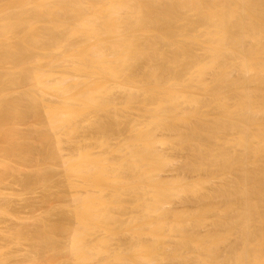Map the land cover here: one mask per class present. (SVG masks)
<instances>
[{
    "label": "bare ground",
    "instance_id": "6f19581e",
    "mask_svg": "<svg viewBox=\"0 0 264 264\" xmlns=\"http://www.w3.org/2000/svg\"><path fill=\"white\" fill-rule=\"evenodd\" d=\"M260 22H263V24H261ZM260 24H261L262 28L259 26ZM257 26H259V27H257ZM257 28H260L261 31H260V29H257ZM263 28H264V0H0V117L2 116L0 118V120L2 119V121L4 122L3 117L5 118V120H6V118L11 119V117H13V119H14V115H16L17 118H23V117L25 118V116L26 117L27 116H33V117H36V119L38 118L39 121H36V123L37 124L41 123L40 126L37 125L38 127H41V129H39L35 133L40 134L38 136L37 140L40 141L39 143L42 144V147H44L45 150H48L45 153V154H47V152H48V154L44 158L47 159L49 156L50 157L49 159H51L50 161L54 160L55 162L51 163L52 168H54L55 171H58L59 169L55 168V166L58 165V167L61 168L60 170H62L63 175H65V176L62 175V177H64L65 180L62 177L61 178L63 179L62 181H64V183L65 182L66 183L63 184V182H61V184L64 186L66 185L65 188L67 187L66 189L68 190V193H69V195H67V197L71 203L70 204L71 208H70L69 204L67 203V205H68L67 208L69 207L70 210L68 209V212L66 211V213L67 214L69 213L71 215L72 219L75 220V224H72V226L70 225L71 227L69 226L70 228L68 227L69 229L67 230L65 228L69 224L66 227L64 224H66L69 221H67L65 223L66 218L65 219L60 218L59 221L57 219V221H58L57 225L55 224L56 221L54 223L56 225V226H54V230H53L54 234H51L50 236L54 235L55 238H54V236L52 238H54L55 241L58 242L57 244H59V242L61 240V236L59 237V235L63 234V232H65L69 235V237H67L68 241L65 239L67 242L64 240H63L64 242L62 241L63 243L66 242L64 245L61 242V245H63L61 249L64 251L65 255L69 254L68 256L71 259V261L68 260L70 262L66 263V261H65L66 264H111V262H113L114 260H117L118 263H119V261H121V263H119V264H152L153 260L156 262V263L153 262V264H164L166 262L165 258H166V260H167V258H169V257H167V254L168 255L170 254V258H169L170 260L169 259L168 260L170 262H172L171 260H172L173 254L175 255V253H173V252L178 251V249L176 248L177 249L176 251L175 250L172 251L173 254L170 253L171 250L169 249L168 244L164 245V243L166 242L165 240L170 236H168L167 238L164 236L167 234L165 232L167 229L169 232L170 229H174L176 227L178 228V229L177 228L174 229L176 231L179 229H181L180 232L185 231L182 233H184V236H186V237H184L182 235L184 238H182V236L181 237L179 236V238L184 239L185 243L186 242L187 243L184 244L183 240L181 241L178 239L179 241H181L183 243V244H181L182 249H183V247L186 249V247L183 245H188L187 248L189 247V251H188V254L186 253V255H188V258L190 257L189 254H191V256L196 255L198 260L195 259L196 258L195 256H194L195 258H193V259L197 260L198 264H199V262H200V264H211V263L213 264L215 261L213 258H216L217 260L219 259L218 263L215 262L217 264H224L223 262L225 260H226L225 261V264H226V262L229 261L228 258H230V261L232 262L231 263L229 261L230 264H264V255H263L264 254V252H263L264 251V249H263L264 244H261V243H264V239H263L264 238V219H263L264 218V187L261 186L262 184H264V172H262L264 169H262V171H259V170H261V168L259 167V164H261V162H262V167H263L264 161L262 159L260 160V157H259L260 155L258 154L262 150H264V144H262V145L260 144L261 142L262 143L264 142V141H262L264 139L259 137V141H260V138L262 140L260 143H258V141H257L258 139L256 138L257 144H255V141H253V139L255 140V138H250L251 134L249 135V133L252 132L251 128L255 129V130H253L255 132L257 129H259L261 131V127L262 128L264 127V124H263L264 121L262 122V124H263L262 125L259 122V120H257L259 118H263L262 116L261 117H259V116L261 115L260 114L261 112H262V114L264 112L263 110L262 111L259 110L261 108L262 109L264 108V106L262 107V105L264 104V100H261L262 98H264V93H262V92H264L263 91L264 86L260 85L262 83L264 84V30L262 31ZM245 77H247V79H246L247 81H245ZM247 82H250V83L253 82L255 84H258V86H262L263 87L262 92H261V90H259V88L262 89V87H257V86L252 87L253 84H251L252 86H250V83H249V85H247ZM213 84L216 86V88L214 87L216 90V91L214 90L215 96L212 95V99L210 98L211 100H209V98L205 99V94H208L209 96H211L210 93L213 92V90H212L213 86H214ZM249 86H250V88H249ZM258 92H260V93H258ZM233 93H235V94L238 93V95L240 94L239 95L240 97H238L237 95H234ZM256 93H258V94L262 93L263 96L261 97V95H262L261 94L260 97H258L259 95H257ZM6 94L7 95L9 94V95L7 96ZM118 94H120V95L118 96ZM253 94H255L256 96L254 97ZM218 95H219L218 99L215 100V97L217 98ZM232 96L234 97L235 100H231ZM237 97H238V99H237ZM224 98L227 100H229V99L230 100L226 101ZM257 98L258 99L260 98V99L257 100ZM223 99L227 103H224L225 101ZM254 99L256 101H259V103L256 102V104H255ZM236 100H238L237 104H236V102H234ZM213 102H214V105H213ZM228 102L229 103L234 102V105H230L231 103L229 104ZM260 102H263V104L261 103L262 105H260ZM118 103L119 104L120 103L125 104V105H123V104L121 105L123 107L125 106L122 109H124L126 111H127V109H129L128 112H130V110L132 108H135V110H137V111H135L138 114V118L135 114L136 120L132 119L133 116L131 117L129 115L131 117L132 121L136 125L135 124L134 125L128 124L129 122L130 123H133V122L128 121V119L125 118L128 122L127 126H125L126 124L123 122L126 120H124V117L120 118V116L117 114L118 111L115 110V109H118V107L116 108ZM185 104H187L188 106L192 105L190 107L191 109H194L195 106H197V108H195V109H198V107H200V105L203 106V108L208 105L210 110H211L210 105H211V107L214 106L215 108H216V106H218L216 109H218L220 106L222 108V110H221V108H219V109L222 111V113L220 111L219 112L220 114L219 113L217 114V115H219L218 120H216L217 116L214 117V119L212 118L214 121V124H213L214 127L212 126L213 121L212 122L210 121V124H208V125L206 122H209V119L212 117L211 115L215 116L216 115L215 113L214 114L210 113L211 115L208 116V118L210 117L208 119V121L202 122V120H201V122L203 124H201V122H200V124H198L196 122L194 123V121L190 120L193 122V124L195 126L191 127L192 126V124H191V126L189 127L187 124H185V125H187L186 126L187 129H186L185 125L183 127H184V130L186 129V132L183 131V127H182L181 131L184 133V135H187L189 133L188 135L190 136L189 138L191 139V141H192V138H193V140L194 139L198 140V142L201 143L198 145L202 146V144H203V147L200 146V148H195V149L192 148V150L190 149L191 151L188 150L189 152H191V154L190 153L188 154V155H190V157L193 156L192 154L195 155L194 156L195 159H194V157L192 158V160L194 159L195 162L193 160V162L191 161V163H189L190 162L189 161L188 162L189 164H187V163L184 164L185 166H183L182 165L183 163H182L181 164L182 166L180 165L179 167H177L179 169H177V168H175L177 170L173 169L174 171H176L175 173L173 171V173L175 175L180 174V168L183 169V167H184V169H186L188 171L190 170L191 172L192 171L195 172V171H199V170L202 171V169L204 170L205 168H207L206 169V171H207L208 168L209 167L211 168L212 166H218L217 168H219V166H222L218 171L220 172V170L223 169L224 170L223 172H225V174L222 173L223 175H226L227 171L225 169H228L227 173H229L231 169L233 171H235L236 173L238 171L237 180H236V178H233V176L236 177V175H234L232 170H231L232 177H231V173H230V175L228 174L230 176V179L227 178V179H229L228 181H227V179H225L226 177H229L228 175L224 176L225 178L223 177V175H221L223 178H221V176H220L222 183L219 185V188L217 185L218 183H216L214 185V186L217 185L216 189L217 188L218 189L216 191H218V195L216 194L217 192L215 194L213 193L214 189L212 188L213 190L211 192L207 193L205 191L206 193L203 195L201 194L200 195L201 197L195 196V193H193V191H191V190H193V189L195 190V188H197L198 185H200V184L197 185L196 180H195V182L193 180L194 183L193 184L191 183V185L187 186L188 189H184V191H188V192L191 191L194 194V197H197L196 199L195 198L194 199L196 201L199 200L201 204L203 203V206H204V202L206 201V199L208 198V200H209L212 198V196L213 197H216V196L220 197L221 202H223V200H224V201H226V203L228 202L227 203L228 205L230 202H232V204L231 203L230 204L232 206H234V208L231 206L233 209L230 211L234 210L232 213V216L235 214V217L237 216L236 217L237 219L235 217H232L233 221L235 219L236 220L233 222V224H232V222L229 223V224H232V225H230L231 227H229L228 224H227V226L230 229L231 228H233V229L237 228V230L240 229V232L242 233V235H241V233L238 232L240 235L238 233L237 234L239 235V238H241L239 241H237L238 244L235 242L234 244L231 245V243H230L231 246L229 248L227 247V253L225 255L226 259H224L225 258L224 256H223L224 258H222V259H224V261L220 257V255L222 253H220V255H219V253H218V255L217 254L214 255V253H217L218 251H220L219 249L221 248V246H220L218 249L217 245L218 246L221 245L220 244L221 242L223 243V241H226V239L229 238L230 235H229V233L228 234L226 233L227 231H229L230 234L231 233L234 234L237 232V230L234 232L231 229L233 231V232H231V230L228 229V227H227V228H225V230H227L225 233H223L225 231L224 230L223 232H221L219 234L215 231L216 229L212 230V228H211L212 225L210 224L211 229L205 230V234L201 233L200 232L201 229H199L200 228L199 224L202 223V221L204 220L203 217L204 218L208 217V216L207 217H205V216L208 214V212L210 210V209L208 210L209 204H205L207 206V209H205L206 206H204L205 207L204 208L205 214H202L203 220L200 218L202 216L201 213H200L201 216L198 214L201 210L199 212H197V214L200 217L197 215L195 218L196 220L194 219L195 221L192 219L195 223H197V224L193 223V225H192L195 228L194 227L192 228L191 226H189L188 223L186 224V222H188V221L185 222V226H186V228H185V226L183 225L184 222L177 220V219H179L178 214L180 215L181 211L180 212L178 211V213L175 212V215H173L172 218H173V220H175V222L173 221V223H171V225H170L171 228L170 227L166 228V225L164 226V223L166 224L167 220L165 219V217H162V215H161V212H162V214L166 213V212L168 213L169 204L170 203L173 204V201L171 202L170 199H173L174 196L175 197L178 195L180 196V193H182L181 190L183 189L182 187H184L186 182L185 183L184 182L179 183L180 186L183 183V185L180 189L179 184L177 183L178 182L177 177L179 175H177L175 177L177 179H174L175 175L174 176L171 175L172 173L169 174L170 168H168L169 170H167L166 166H165L166 168L162 167V166H164V164L170 162V161L167 162L168 161L167 160L168 154L167 155L165 154V156H163L164 154L162 155L161 153H163L164 150L162 149V152L160 151L161 153H159L160 149H157V148H159L158 147L159 145L158 146H156V145L158 143H160V144L163 143V145H161V146H165V143L167 145L168 141H169L168 143H170L171 140H169L170 139V137L168 136L169 134L173 138H174V136H173L174 134L178 135L180 133L181 135H183V133L179 132L181 126L178 127L179 125L177 124V121L179 119L183 118L185 121L187 119H191V117H193V115H195L196 113H198V114L201 113L200 112L201 107L199 108L200 110L199 109L196 110L198 112H193V110H191ZM227 104H229L232 107L228 106ZM184 105L190 109L189 110L190 112L188 111L186 113V111L188 110L186 107H185V110L182 109V111H180L181 107L184 108ZM253 105L254 106L256 105L255 107L258 106L257 109L260 106L261 108L258 109L260 112L258 110L255 111L256 108ZM18 107H19V109H21V111L19 110V112L16 111V110H18ZM192 107H194V108H192ZM195 109H194V111H195ZM209 109H207V111ZM183 110L186 114L183 112ZM114 111H117L116 112L117 115L115 114ZM120 111H121V109H120ZM203 111H205V110H203ZM207 111H206V113H208ZM213 111H214V109L212 110V112ZM180 112L181 113L183 112L184 114H181ZM257 112H259V113H257ZM102 113H103V115H102ZM106 113H110L111 115L115 114V117H114L115 121H114V123H111V125H110L109 121L112 122L113 116L111 118V115L110 114L107 115ZM131 113H132V110H131ZM203 113H205V112H203ZM203 113H201V114L205 116L206 113L205 114H203ZM11 114H13V115L9 116L10 118L7 117L8 115H11ZM119 114H121V113H119ZM255 114H257V115H255ZM101 115H102V117L104 115L105 116L107 115L106 120H103ZM121 115L123 116V114H121ZM108 116L112 120H109ZM116 116L119 117L121 120L120 119L118 120V118H116ZM16 117H15V119H17ZM97 117H99V119L101 117L102 120L104 121V123H105V121L109 120V121H107L109 124L105 123V125H109L108 126L109 128L102 123L103 121L100 122L101 119L99 120ZM196 117H198V116H195V121L197 120ZM229 117H232L233 119L235 117H237L240 119V121H239V123H236V121L239 119L236 118L233 120L231 118L233 120L232 121V120H229ZM252 117H254L253 120L255 119L256 123H255V120L254 121L252 120ZM96 118L98 120V125L96 124L97 128H95L96 130L98 129V127H100V132H101L105 127H107L106 130L104 129L105 131L103 130L104 135H105V132L109 133V131H111L110 132L111 135L112 134L117 135V133H119V132L121 134L122 131H120V129L123 130V127L128 128V129H126V130H128V132H126V134L128 133L129 137L126 134H124L125 132L122 133V136L124 134L128 138H127V140H124V143L122 142L123 144L120 142L122 145L121 147H123L122 148L123 154H121L122 150H120V149H111L110 147H112L113 144L112 145H110L111 143L107 144V142L103 141V138H101V140H100V137L95 136L94 138H95V140L96 139L97 140L96 141L93 140V138H92L93 134H91V133H90L91 134L90 138L89 137L84 138V135L86 136V134H87V136H89V134H88V132H86L87 128L84 125L85 123H82V122L83 121L85 122L86 120L97 121ZM127 118H129V117H127ZM203 118H199V119H203ZM225 118L226 119L228 118L227 121L226 120L223 121V119H225ZM204 119H207V118H204ZM137 120H139V123L137 122ZM219 120L223 121V122H221V125L217 124V122H220ZM88 121L86 123H88ZM184 121H183V123H184ZM180 122H182V120ZM227 122H228V124H226ZM89 123H91V122H89ZM95 123H97V122H95ZM99 123H102L103 125L102 124L99 125ZM183 123H182V125H183ZM222 123L223 124L225 123V124L222 126ZM258 123L262 125V126L260 125L259 128H258ZM5 124H7V123L5 122ZM120 124L123 126L122 128L120 127ZM176 124L178 126H176ZM179 124H181V123H179ZM196 124H198L199 126L197 127ZM216 124H217V127L215 129ZM238 124H240V126H241V128H239V129H238V127H239ZM254 124H255V126L257 125L256 127L254 126L255 128L253 127ZM31 125H32V123H31ZM92 125L93 124H91V126ZM226 125L228 127L227 130L231 129V128H232V130H235V131L239 130L237 132L238 134L241 131L240 133L242 134L241 135L242 137H240V134L238 136V134L236 133L235 136L233 135V137H235L236 140L233 139V141H232L231 140L232 138L230 139V137H232L230 133H229L230 137L227 136V134H220L219 133L220 130L223 131L226 128ZM235 125H237L238 127L237 126H236L237 128L234 127ZM91 126L89 125V127H91ZM210 126H212V127L210 128ZM221 126L224 127L223 130H222V128L220 130L219 129L217 130V128L218 127L220 128ZM82 127L86 128V129L84 130V128H82ZM94 127H96V126H94ZM177 127L179 129H177ZM233 127L236 128L237 130L234 129ZM157 128L160 130L165 129L163 131H166V130L169 131V132L166 131L167 133L164 132L165 134H167V136H165V138H164L163 134H162L163 137L161 135L162 138L160 136H157L158 132L155 130ZM34 129H37V128H34ZM95 129H94V131H95ZM212 129L214 131H216V133L215 132L213 133ZM126 130L124 129V131H126ZM176 130L179 133H177ZM8 131H11V132L6 133L7 132V130H6L5 133L6 134L12 133V134H10V138H11V136L12 137L14 136V137H17L20 141L19 143H15L18 140L17 138H16L15 142H14L15 139H12L11 141H7V143H5V144L13 143L12 146L10 144H9L10 146L8 145L10 147L8 149L16 151L15 153L13 152L15 154V156H18V155L22 156L23 154H25L24 156H28V155L31 156L30 155L31 151L34 150V149H32L33 145L31 146V143L33 144V142L28 143L30 141L27 142V140H24V139L21 140V138H24V135H25L23 133H26V132L17 131V129L8 130ZM83 131H85L86 133L83 134L84 133ZM217 131L219 134H217ZM225 131L226 130H224V132ZM229 131L231 132V130H229ZM242 131H244V132L250 131V132L247 135H243L244 132H242ZM29 132H32V131H29ZM159 132L162 133L161 131H159ZM172 132H176V133H172ZM257 132H258V130H257ZM257 132H255L257 134V136H258V134L261 135L260 133H257ZM262 132L264 134L263 129H262L261 133ZM1 133L2 132H0V135H1ZM33 133L34 132H32V134ZM211 133L214 134V135H212L213 138H211ZM221 133H223V132H221ZM255 133H253V134H255ZM30 134L28 136H30ZM36 134H35V136H36ZM81 134H83V136H81ZM171 134H173V135H171ZM256 134H255V136H256ZM2 135H3V137H6L3 133H2ZM98 135H99V133H98ZM119 135L115 136V137L119 138ZM207 135L208 136L210 135L211 139H209V138L207 139L206 138ZM223 135H226V137ZM7 136L8 137H6V138H9V135H7ZM80 136H81V138H80ZM246 136L248 137V140L250 138V140L252 142H250V140H249L245 144L243 143L242 145L245 146L244 150H243V146L237 147L239 144L236 143V145H237L236 147L238 149L241 148L242 151H240V152L236 151L233 153L235 155H233L231 151H235L236 149L231 150L233 147H235L234 145L232 146L231 142H236L237 139L239 138V140H240L239 143H242V142H244L243 140H246ZM255 136H253V137H255ZM25 137H26V135H25ZM184 137L186 138V136H184ZM227 137H229V138H227ZM10 138H9V140H10ZM173 138H172V140H173ZM176 138L177 137H175V139ZM217 138H218V140L221 139L222 142L220 140V141H217L219 143H216V144L214 142L210 143V140H212V139L214 140ZM86 139L89 140V143H88V140L86 141ZM177 139L179 140V137ZM180 139H183V138H180ZM205 139H207L209 142L207 140H206L207 141L206 142ZM227 139L230 140L231 142L227 141ZM90 140H92V143H93V141H95L94 142V143H96L95 147H97V144H98V147L101 145H102L101 147L105 146L106 148L105 147L104 148L106 149V151L100 152V153L96 152L97 151L96 149H101V148H98V147L92 148L93 144L92 143H91L92 145L90 144ZM114 140L115 139H113L112 141H114ZM225 140L227 142H230L229 143L230 145L228 143H225L226 142ZM202 141H205V142H202ZM175 143H174V147L177 145V144L175 145ZM247 143L250 145H247ZM118 144H119V142H118ZM196 144H197V142H196ZM212 144L213 145L215 144L216 146L215 145L213 146ZM226 144H227V146H226ZM253 144L255 147L258 146L257 150L253 146ZM178 145H179V143H178ZM182 145L185 147V144H181V146ZM115 146H116V143L112 148H115ZM118 146H120V145H118ZM118 146H116V147H118ZM179 146H178V148H179ZM181 146H180V148H182ZM228 146H231V147H228ZM172 147L173 146H171L170 148H172ZM224 147H226L225 150L229 149V148H231V149H229L226 152L225 150H222ZM155 148L157 149V151H155ZM214 148H216V150H214ZM11 150L9 152H11ZM115 150L118 151V152H116V153H118V155L120 154V156H122V158L118 156V159L121 158V160L119 159L120 163L116 162L117 159L113 160L112 157L114 155L113 156L109 155V157H108L109 153L115 154V152H114ZM165 150H166V148H165ZM212 150H214V151L212 152ZM99 151H101V150H99ZM119 151H120V153H119ZM192 151H195V152L192 153ZM215 151L219 152V153H220V151H222V152L224 151V152L229 153V154L223 153V155H222L221 154L222 152H221L220 153L221 155L219 153H216L217 155L215 154V156H213L214 155L213 153H215ZM262 152L264 153V151H262ZM262 152H261V154L263 155ZM13 153H11V154H13ZM165 153H167V152H165ZM172 153H174V152H172ZM230 153L233 155V157L236 156L235 159L230 160V157L227 156V155H231ZM255 153L258 155L256 156ZM126 154L128 156H126ZM185 154H186V151H185ZM232 155H231V158H233ZM116 156L117 155H115V157ZM254 156H256V159H258L257 163H259V164H257V163L256 164H257L258 168H260L259 170H257L258 168H257L256 164L254 163V162H256V160L252 162V159L255 158ZM263 156L261 158H263ZM171 157H170V159H171ZM186 157H187V154H186ZM221 157L225 160H223ZM228 157H229V159H228ZM125 158H130L129 161H132V162H128L127 161L128 159L125 160ZM178 159H180V158H178ZM178 159H176V160H178ZM38 160H39V158H38ZM41 161H42V159H41ZM44 161H46V160H44ZM174 161L175 160H173V162ZM183 161H186V160H183ZM126 162H128V164H126ZM251 162L253 164H255L256 168L253 164H251ZM132 163H133V165H132ZM4 164L1 162V165H4ZM53 164H56V165L53 166ZM216 164H219V165H216ZM7 165H9V163ZM135 165H136V167L138 166L139 168H136ZM166 165L169 166L168 164H166ZM170 165H172V164H170ZM40 166H42V165H40ZM44 166L46 167V165H43V167ZM47 168H49V169H47L48 171L51 170L50 165L47 166ZM134 168H135V170L133 172ZM6 169H8L7 171H10V172H11V170L12 171L15 170L9 166H7ZM136 169H138V170H136ZM165 169L169 172L166 173V171H164ZM184 169H183V172H184ZM139 170H141V171H139ZM211 170H210V172H211ZM2 171L3 170H1L0 173H2ZM4 171L6 172V170H4ZM31 171H32V169H31ZM45 171H46V168H45ZM52 171H54V170L52 169ZM130 171H132V173H133V178L131 177V173H129ZM201 171L199 173L203 172V171L202 172ZM218 171H216L215 173L216 174L219 173ZM257 171H259L261 173L259 176H258L259 173H257ZM15 172H16V170L14 171V173ZM39 172H40V170H39ZM39 172H37V173H39ZM58 172L60 173V171H58ZM213 172H214V170H213ZM19 173H20V170H19L18 174ZM48 173H49L48 177H51L52 175H50V172H48ZM124 173L126 174V176H128L130 174V177H131L130 179L131 180L133 179L132 182L135 181L134 184L131 182L130 179H127L129 176L125 177ZM137 173L139 174V176H141V178L140 177H136V178L134 177L135 174H137ZM3 174H6V173H3ZM3 174H1V175H3ZM39 174L40 175L36 176V173H35V176L37 178H38V176H39V178L41 177L42 181L40 180V182H43V181L45 182L47 180V177H44V176H47V175L44 174V176H41L42 172ZM51 174H54V173H51ZM118 174L119 175L123 174V175H120V177H118L119 176ZM165 174L171 175L173 177H167L169 179H166V176H164ZM184 174H185V172H184ZM208 174H210V173H208ZM186 175H188V174L186 173ZM22 176H24V175L22 174ZM180 176H182V175H180ZM185 176L183 178H186ZM36 177H35V179H36L35 182L36 181L38 182L39 178L37 180ZM124 177L127 180H124L123 179ZM202 177H204V178L206 177V180H210V178H211L210 175H208V176L202 175ZM207 177H208V179H207ZM241 177L243 178V180H240V179H242ZM7 178L8 177H6L5 180H7ZM32 178L33 177L29 178L30 181L28 179L27 180L23 179V180H26L27 182L29 181L30 183H28V184L31 185V183L34 182V180L31 181ZM204 178L202 179L200 177V178H198V180L204 182L203 181ZM216 178L217 177L215 176L214 179L216 180ZM231 178L235 179V180H232ZM173 179H174V181L175 180L176 181L174 182ZM181 179L182 178L180 177V180ZM223 179H225V182ZM18 180H21V179H18ZM23 180H21L20 183ZM51 180L52 179L50 178L49 181H51ZM128 180H129V183H128ZM180 180H179V182H180ZM211 180H213V179H211ZM255 180H256V182H255ZM259 180L262 182L257 183V181H259ZM12 181H14V180H12ZM52 181L55 182L54 179ZM52 181H51L50 185H48L47 182H46V184L44 183L46 185L45 187H47V185L49 186L48 187L49 190L52 189V188H50V186L55 187V186H52ZM121 181L122 182L127 181L126 184L124 182L122 183L123 185H125V187L121 184ZM141 181H143L144 183L142 184ZM188 181H190V180H188ZM171 182H173V183H171ZM205 182H208V181H205ZM117 183L119 184L118 187L116 186ZM176 183H177V185H176ZM208 183H211V182H208ZM254 183H257V184L255 185ZM260 183H261V185H260ZM35 184L38 185L37 183H35ZM40 184L42 185V183H40ZM40 184H39V186H41ZM44 184H43V186H44ZM188 184H190V183H188ZM202 184H204V183H202ZM258 184L261 187L258 186ZM186 185H187V183H186ZM194 185H196L197 187ZM207 185L208 184H206V186ZM119 186L122 188V190H124V189L126 190V191H124V193H126L127 191H131L132 194L135 193V195L133 194L134 196H136V197L138 196V199L136 198L137 203L135 202V204L139 205L138 200L140 198L142 199L146 195V200H144L145 198L142 199L143 204L145 201V207L146 208H144V210H146V211L142 212L141 214L143 215V213H144V215H145V213L146 214L148 212L149 213L147 214V216L145 215V217L143 218V216L139 213V211L137 212L138 215H136L135 213H134L135 214L134 215L131 212L134 215L133 217L139 216V214H140L142 216V221H144V220L146 221V222H143V225H141L142 221L140 223H138V225L140 224L142 226V227H140V226L139 227L141 229H144L143 233L139 229L140 233H138L139 236H137V233H136L137 230H136V232H135L136 234H135V233H133L134 232L132 230L133 228H131V230L133 232L131 233V231H130L129 234L130 235L132 234V236L136 235L137 238L135 240V236L134 237L130 236L131 239L128 238L125 240L128 241L130 239V241H132V239L134 238V241L136 242V244H135V242L133 244H135V246L133 247V245H130L131 242L129 241L130 247L128 246V248H127V243H125L126 246H124V247H126V249L123 248L121 250V248H117L120 250L119 251L116 250L113 252V251H111L113 248L112 249L110 248L111 249L110 250L109 246H105V244H104L105 241H107V238L105 240L104 236L102 237L104 232L102 233V235L100 234V236H101L100 238L101 239L103 238V240H105V241H100L101 243L103 242V244H101L99 241H98V243L96 241H94L93 239H95V238H93V237H96L95 232H97V231H95V230H96V228L98 229V227L99 228L104 227L105 229H107V230L104 229L106 231V233H105L106 235H107L108 230H110V231H108V234H113V232L112 233H110V232L112 231L113 226L115 225L114 223L119 221V220H117L118 217H117V213L115 212V209H117V208L119 209V207L121 208V204L123 202L122 203L116 202L114 204L115 205L114 206L115 208H114L113 204L112 205L106 204L105 201H104V203H105L104 204L102 199H105L106 201L110 200L109 202H111L112 200L116 201L117 196H115V195L118 193L120 194V192H123L122 190L119 189ZM190 186H191V188H190ZM147 187H151L152 189L148 188L149 190L147 191ZM200 187H201V185H200ZM108 188L110 190L112 189L111 190L112 191L111 196L115 197V199L114 198L112 199V197H110V199H106L107 195H110V192H111V191L108 192L109 194L106 193L107 195L105 196V191ZM56 189H57V187H56ZM109 189H108V191H109ZM177 189H178V191H177ZM59 190H61V189H59ZM150 190H152V192L149 194V198H152L151 197V195H152L154 198L152 200H154L155 203H153L154 201L152 202V200L149 199V200H151L152 203L150 202L151 204L150 203L149 204L151 206L148 205V207H147L146 201H147L148 194H146V193H149ZM14 191H16V190H14ZM27 191H29V190H27ZM52 191L50 190L47 193L51 196V194H54V193L50 194V192H52ZM179 191H180V193H179ZM196 191H197V189H196ZM209 191H210V189H209ZM20 192H21V190H20ZM53 192H55V191H53ZM11 194H12V192H11ZM16 194H18V192H16ZM23 194H24V192H23ZM48 194H46V195H48ZM129 194L126 196H129ZM183 194H185V193L183 192ZM255 194L258 195V196L256 195L258 198L261 196L259 198V200L257 199L258 201H260L259 202L260 204H257L258 201L256 203L255 198H257V197L255 196ZM1 195H3V193ZM44 195H45V193H44ZM185 195L187 196L188 193ZM219 195H222V196H219ZM18 196H19V194H18ZM120 196H122V195L120 194ZM120 196L118 195L119 198H122ZM22 197H24V196H22ZM43 197H45V196H43ZM58 197H55V198H58ZM63 197H64V195H63ZM123 197H124V195H123ZM130 197H132V196L130 195ZM188 198H190V196H188ZM18 199H20V198H18ZM141 199L139 200V202L141 201ZM176 199H178V197ZM262 199H263V202H261ZM62 200H63V198H62ZM64 200H67V199H64ZM132 200H134V199H132ZM195 200H194V202H196ZM118 201H119V199H118ZM188 201H187V203H188ZM16 202H17V200H16ZM30 202L31 201H29V203ZM147 202H149V201H147ZM167 202H169L168 206L165 207L164 205ZM218 202H219V200H218ZM13 203H15V202H13ZM61 203H62V201H61ZM200 203L198 202V204H200ZM237 203H238V205H237ZM31 204H32V202H31ZM119 204H120V206L117 207ZM124 204H126V203H124ZM143 204H142V206H144ZM221 205H223V204H221ZM17 206H19V205H17ZM25 206H27V205H25ZM64 206H65V204H64ZM111 206L113 208H111ZM122 206H123V208L127 207L125 205H122ZM236 206L239 207V208H237L238 210L235 209ZM201 207H202V205H201ZM138 208H139V206H138ZM177 208H179V207H177ZM197 208H198V206H197ZM110 209L116 213V214L114 213L116 217L113 216L114 214L113 215L111 214ZM139 209H141V208H139ZM165 209H168V210H165ZM170 209H171V207H170ZM202 209H203V207H202ZM204 209H203V211H204ZM259 209H260V211H257ZM122 210L124 212H126V209H122ZM148 210H150V211H148ZM207 210H208V212H207ZM223 210H225V209L223 208ZM123 211H121V209L119 211H117V212H119V217L121 216L120 214H123L122 213ZM140 211H142V210H140ZM155 211H157V212H155ZM170 211L172 213H174L172 210H170ZM195 211H198V210L196 209ZM216 211H218V208ZM225 211H226V213H224V214H227V213L229 214V211L227 209ZM2 212L4 213V211H2ZM47 212H48V210H47ZM257 212H259L260 215H259V213L257 214ZM56 213H58V212H56ZM151 213H154L156 216H157L156 213H158V215H161V217L164 218L163 220L165 222L163 220H161L164 223L159 222V224H154L156 226L153 225L154 227H152V224H151L152 222L149 221V219H148V218L151 219V217H148V215H150ZM189 213L187 212L184 215L186 216V214L188 215ZM49 214H50V212H49ZM125 214H127V213H125ZM168 214H169V216L171 215V213H168ZM228 214L226 216L227 218L229 217ZM58 215H59V213H58ZM60 215H62V214H60ZM214 215H215V213H214ZM229 215H231V214H229ZM256 215L258 216V218ZM9 216H11V215H9ZM125 216H127V215H125ZM152 216H153V214H152ZM163 216H165V215H163ZM180 216H183V215H180ZM220 216H221V214H220ZM63 217H65V216H63ZM66 217H69V216H66ZM127 217H125L126 218L125 224H126V221H129V220H127ZM146 217H148L147 218L148 220L146 219ZM187 217H189V216H187ZM221 217L223 219V216H221ZM14 218H15V216H14ZM57 218H58V216H57ZM137 218L140 219L139 217H137ZM152 218H154V216ZM217 218L219 220L221 219L220 217H217ZM119 219H121V218H119ZM159 219H161V218H159ZM159 219H158V221H159ZM169 219H171V218H169ZM180 219L183 220L182 217H180ZM187 219H189V218H187ZM208 219H209V217H208ZM208 219H206V221H208ZM229 219H228V221H230ZM232 219H231V221H232ZM134 220L135 221L137 220L136 217L133 219V221ZM189 220L191 221V219H189ZM214 220H216V219H214ZM13 221L14 220H12V222ZM24 221H26V220H24ZM38 221L40 222L39 219H38ZM41 221H42L41 223L45 224L44 219ZM184 221H185V219H184ZM206 221H204V222H206ZM211 221H213V220H211ZM217 221H215V223ZM224 221H226V220H224ZM7 222H9V221H7ZM130 222H132V220L127 222V223L129 224ZM136 222H134V223H136ZM198 222H200V223L198 224ZM204 222H203V224H201L202 226L205 225ZM256 222H257V224H256ZM258 222L260 223L259 226H258ZM36 223H37V221H36ZM70 223H71V221H70ZM122 223H123V225H125L124 221ZM153 223H155V222H153ZM128 224H126V225L128 226ZM130 224H132V223H130ZM169 224H170V222H169ZM191 224H192V221H191L190 225ZM224 224L222 222L223 226H224ZM24 225H26V224H24ZM35 225L33 224V226H35ZM37 225H38V223H37ZM49 225L51 226V228H53L52 224H49ZM49 225L47 224V226L49 227V228H47V231L50 230ZM119 225H120V223H119ZM123 225H122V227H124ZM138 225L136 224L135 225L136 227H134V229L137 228ZM173 225L175 227H172ZM12 226H13V228H15L13 224H12ZM29 226H28V228H29ZM42 226L43 225H41V227ZM197 226H199V228H198L200 230V231H198L199 233L197 231H195L197 233H195L193 231V229L197 230ZM207 226H208V224H207ZM215 226L217 227L219 225L215 224ZM215 226H214V228H215ZM41 227H39V229L40 230L42 229V231L43 230L45 231V232L43 231L42 233H46V227H44V228H41ZM118 227H117V230H118ZM146 227L147 228L152 227V228L149 230ZM188 227H191V232L193 231L192 233H194V234H192V236H190L191 232L188 233L190 231V228L188 229ZM221 227L222 226L218 227V230H219V228L221 229ZM16 228H18V227H16ZM115 228H116V226H115ZM128 228H129V226H128ZM165 228H166V230H165ZM22 229L23 230H20L18 232L15 230L16 231V233H15L16 235L14 234L15 236L13 235V231H12V235L15 237L14 239H16L15 241L13 239L14 244H15V242H17L19 244L22 242L26 243V241L33 239L31 237L32 235L34 236V234H37V232L40 231V230H37V228H36V230H35L36 233H33V231L31 232L32 229L27 230V229H24V227ZM119 229H120V227H119ZM104 230H102V231H104ZM123 230L129 231L130 229L124 228ZM123 230H120V231L123 232ZM145 230H146V232H145ZM174 230H171V231L173 232ZM51 231H52V229L49 232L51 233ZM115 231H116V229H114V232ZM257 231H259V232H257ZM6 232H7V230H6ZM60 232H61V234H59ZM219 232H220V230H219ZM116 233L118 234L117 231H116ZM29 234H31V236L28 237ZM38 234H40V233H38ZM46 234H48V233H46ZM46 234H44V235L47 236ZM125 234H126V232H125ZM147 234H150L147 237H150L151 239L146 237ZM255 234H257V235H255ZM114 235L115 234H113L112 236H114ZM227 235H228V238H227ZM144 236L146 237V240L144 239L145 238ZM188 236H189V238H187ZM205 236L206 237L210 236V239H206ZM234 236H236V238L239 239L238 236L235 234L231 235V238L236 239V238H234ZM40 237H41L40 235H39V237L36 236V238L34 236V239L37 240L36 245H39V246L44 244V243H42L44 241L43 237L42 238H40ZM163 237H164V240L162 242ZM177 238H176V240H177ZM192 238L195 241H192L193 240ZM204 238L206 239L207 242L205 240H202ZM260 238H262V239H260ZM109 239H110V237H109ZM257 239H260L259 241H261V240H263V241L259 242ZM117 240H118V238H117ZM125 240L123 242H125ZM229 240H231V239L229 238ZM256 240H257V242H259L258 244H256L257 243V242H255ZM113 241H114V239H113ZM204 241L206 242V244ZM4 242L8 243L7 241H4ZM120 242H122V241H120ZM147 242H149V243H147ZM17 243H16V247H17ZM29 243L31 245L32 241ZM40 243H42V244H40ZM46 243L48 244V242H45V244ZM175 243L176 242H174V244ZM207 243H209V244H207ZM2 244L3 243H1V245ZM12 244H13V242H12ZM57 244L52 243L53 246H55V245L57 246ZM122 244H121V246H122ZM137 244L140 246H138ZM178 244H180V243H178ZM225 244H226V242L224 243V246H225ZM254 244H256V245H254ZM9 245H11V244H9ZM36 245H33V246H36ZM44 245H43V247H45ZM192 245H193L194 249H193ZM56 246L54 247L55 251H56L55 248L60 249L59 248L60 246H57V247ZM113 246H114V244H113ZM141 246H142V248L144 246V248L141 249ZM195 247L197 248L196 250H195ZM222 247H223V245H222ZM30 248H28L29 252L32 253L33 251L30 250ZM45 248H47V247H45ZM170 248L172 249V247H170ZM221 249H223V248H221ZM225 249H226V247H225ZM1 250H4V249L2 248ZM12 250H14V249H12ZM17 250H19L18 247H17ZM17 250L15 249L14 251H17ZM33 250H34V248H33ZM43 250H44V248H43ZM139 250H141V251H139ZM180 250H181V248H180ZM180 250H179V252H180ZM187 250H184V251H187ZM7 251H9V250H7ZM24 251H25V249H24ZM27 251L28 250L26 249V253H25L26 255H28ZM40 251H41V249H40ZM122 251L123 252L131 251L132 253H127V254L124 253L123 254ZM202 251L204 253L206 252L208 255L204 254ZM20 252L21 251H19V253H16V254L20 255ZM34 252H35V250H34ZM10 253H7V254L9 255ZM178 253L176 255L179 256V259L178 258L176 259L177 256H174V258L176 260L180 261V257H181V259H182L181 262H183L182 264H184L185 259L183 261L182 257L186 258L185 255L183 254L184 256H181L182 254L180 253V255H178ZM182 253H184V252H182ZM193 253H194V255H193ZM209 253L210 254L212 253V254L210 255ZM1 254H2V256L3 255L4 256L1 257V255H0V263L6 259V256H7V259L10 258V256L8 257V255H5L3 253H1ZM39 254L41 255V253H39ZM171 254H172V256H171ZM18 255L16 256V259H17ZM55 255H56V253H55ZM29 256H31V255H29ZM101 256L103 259H101ZM207 256L208 257L211 256L210 259L211 260L213 259L212 260L213 262L210 263V260ZM25 257H28V256H25ZM51 257L53 258V255ZM56 257H57V255H56ZM31 258H34V257L33 256L28 257L27 259L23 258V260H22L23 262L22 261L21 262L18 261V262H19V264L20 263L26 264V261L29 262L28 264H35L36 262L38 263L37 259H36L37 260L36 261L35 258L32 260H31ZM11 260H12V258H11ZM18 260H19V258H18ZM20 260H21V256H20ZM33 260H35V261H33ZM63 260H65V259H63ZM186 261H189V260L187 259ZM15 262L17 264V261H15ZM31 262H33V263H31ZM39 262H40V260H39ZM57 262L59 263V260ZM189 262H185V263L188 264ZM7 263L9 264V262H6V263L2 262V264H7ZM58 263H56V264H58ZM166 263H168V262H166ZM173 263H175V262H173ZM41 264H42V262H41ZM43 264H44V262H43ZM196 264H197V262H196Z\"/></svg>",
    "mask_w": 264,
    "mask_h": 264
},
{
    "label": "rangeland",
    "instance_id": "374dc122",
    "mask_svg": "<svg viewBox=\"0 0 264 264\" xmlns=\"http://www.w3.org/2000/svg\"><path fill=\"white\" fill-rule=\"evenodd\" d=\"M260 23L263 24V22H260ZM261 24H260L259 26L262 28ZM259 26H257V27H259ZM257 29H260V28H257ZM263 30H264V28L262 29V31H263ZM260 31H261V29H260ZM260 31H259V32H260ZM235 78H236V77H235ZM236 79H237V78H236ZM246 79H247V77H245V81H247ZM248 79H249V78H248ZM249 83H250V82H247V85H249ZM251 84H253V86H252ZM213 85H214V84H213ZM260 85L264 86L263 83L260 84ZM211 86H212V85H211ZM250 86H252V87H255V86H257V87H262V86H258V84H255V83H253V82L250 83ZM250 86H249V88H250ZM214 87L216 88L215 85L213 86V89L211 88V89L213 90V92L210 93L211 96H209L208 94H205V99H208V98H209V100L212 99V95H214V94H215L214 92L216 91ZM214 90H215V91H214ZM259 90H261V92H262L263 87H262V89L259 88ZM209 91H210V90H209ZM263 91H264V90H263ZM207 92H208V91H207ZM253 93H254V92H253ZM258 93H260V92H258ZM258 93H256V94L259 95L258 97H260V95H261L262 93H264V92H262L261 94H258ZM233 94H234V95H237L238 97H240V96H239L240 94L238 95V93H237V94L233 93ZM6 95H7V94H6ZM6 95H5V96H6ZM8 95H9V94H8ZM8 95H7V96H8ZM119 95H120V94H118V96H119ZM206 95H207V96H206ZM216 95H217V94H216ZM253 95H254V97L256 96L255 94H253ZM208 96H209V97H208ZM214 96H215V95H214ZM214 96H213V97H214ZM262 96H263V94L261 95V97H262ZM206 97H207V98H206ZM218 97H219V95L217 96V98L215 97V100L218 99ZM238 97H237V99H238ZM210 98H211V99H210ZM213 99H214V98H213ZM224 99H225V98H224ZM224 99H223V100H224ZM259 99H260V98H259ZM259 99L257 98V100H259ZM119 100H120V99H119ZM119 100H118V101H119ZM225 100H226V101H229L230 99H229V100L225 99ZM225 100H224V101H225ZM231 100H235L233 96H232V99H231ZM261 100H264V98H262ZM226 101H225L224 103H227ZM254 101H255V104H256V102L259 103V101H256L255 99H254ZM234 102H236V104H237L238 100H236V101H234ZM234 102H233V103L230 102L231 104H230L229 102H228V103H229L230 105H234ZM261 103L263 104V102H260V105H262ZM122 104H123V103H122ZM122 104H121V103H120V104H119V103L117 104L116 108L118 107L119 110H118V109H115V110L118 111V112H117V111H114L115 114H116V112H117V114L120 116V118L124 117V120L128 119V121H131V122H133L132 119H135L136 116H137V118H138V114L135 112V111H137V110H135V108H132V109L130 108V109L132 110V113H131V110H130V112H128L129 109H127V108H126L127 111L124 110V109H122V108L125 107V106H124V107L121 106ZM229 104H227V105L230 106ZM236 104H235V105H236ZM123 105H125V104H123ZM185 105L188 106L187 104H185ZM185 105H184V108L181 107V110H180V109H179V110H180V111H182V109L185 110V107H186ZM213 105H214V102H213ZM224 105H225V104H224ZM258 105H259V104H258ZM191 106H192V105H189L188 107L190 108ZM215 106H216V105H215ZM253 106H254V105H253ZM255 106H256V105H255ZM255 106H254V107H255ZM263 106H264V104L262 105V107H263ZM20 107H21V106H20ZM200 107H201V111H200L201 113H203V112L206 113L207 109H209V106H208V105L204 107L205 109H204L203 106H201V105H200ZM200 107H198V109H199ZM213 107H214V106H213ZM213 107H211V105H210L211 110L209 109V110L207 111L209 114H208V113H206V114L203 113V114H205V116L207 115L206 117H205L204 115H202V114L199 112L201 115L198 114V113H196V114H197V115H196V114L194 113V114H195V115H193L194 118L191 117V119H187V120H185V121H184L183 118H182V119H179L180 121L182 120V122H180L179 120H178L179 122L177 121V124H178L179 126L176 124V126H178V127L181 126L179 132L183 133L181 130H182V127H183L185 124H187L189 127H190L191 124H192L191 127H193V126H195V125L193 124L192 121H194V123L196 122V123L200 124L201 120H202V122H203V121H208V119L210 118V117L208 118V116H210L211 114H214V113H215L216 115H215V116H214V115H211V116H212V117L210 118L211 120L209 119V122H206L207 125L210 124V121L212 122L213 119H214V117H216V116H217L216 120H218L219 115H217V114L222 110V108L219 106V108H221V110H220L219 108L216 109L218 106H216V108H215V107L213 108ZM230 107H232V106H230ZM233 107H234V106H233ZM257 107H258V106H257ZM257 107H255L256 109L254 108L255 111H257L259 108H261V107L259 106V108L257 109ZM21 108H22V107H21ZM186 108H187V107H186ZM189 108H187L188 110L186 109V110H187L186 113L191 109V108H190V109H189ZM192 108H194V107H192ZM195 108H197V106H195ZM195 108H194V109H195ZM206 108H207V109H206ZM14 109H15V108H14ZM120 109H121V111H120ZM194 109H191V110H193V112H198V111H196V110H198V109H195V111H194ZM202 109L205 110V111H203ZM213 109H214V111L212 112ZM254 109H253V110H254ZM11 110H12V109H11ZM19 110L21 111V109H19V107H18V110H16V111L19 112ZM106 110H107V109H106ZM106 110H105V111H106ZM122 110H123V111H122ZM184 110H183V112H184ZM199 110H200V109H199ZM259 110H260V111H262V110L264 111V108H263V109L261 108V109H259ZM259 110H258V111H259ZM13 111H14V110H13ZM112 111H113V110H112ZM202 111H203V112H202ZM210 111H211V112H210ZM260 111H259V112H260ZM183 112H182V113L180 112V113H181V114H184L185 112H184V113H183ZM189 112H190V111H189ZM193 112H192V113H193ZM223 112H224V111H223ZM259 112H257V113H259ZM103 113H104V112H103ZM103 113H102V115H103ZM111 113H112V112H111ZM119 113L123 114V116H122L121 114H119ZM124 113H125V114H124ZM180 113H179V114H180ZM186 113H185V114H186ZM210 113H211V114H210ZM221 113H222V111H221ZM13 114H14V113H13ZM13 114L8 115L7 117L12 116ZM106 114L109 115L110 113H106ZM115 114H114V115H111V114H110V115H111V118H112V116H113V120L110 119V117L108 116V117H109V120H112V122L109 121V120H107V121H109L110 125H111V123H114V121H115V120H114V119H115V118H114V117H115ZM117 114H116V115H117ZM135 114H136V116H135ZM219 114H220V113H219ZM260 114H261V115H260ZM260 114H259L260 116H259V115H258V116H259V117L262 116L263 118H259V117H258L259 119H257V120H259V122L262 124V122L264 121V120H263V119H264V112H263V114H262V112H261ZM102 115H101V117H102ZM107 115H106V116L104 115V116L102 117L103 120H106ZM125 115H126V116L128 115L127 117H129V118H127ZM129 115H130L131 117L133 116L132 119H131V117H130ZM255 115H257V114H255ZM195 116H198V117H196V119H197L196 121H195ZM199 116H200V117H199ZM223 116H224V115H223ZM1 117H2V116H1ZM1 117H0V118H1ZM15 117H16V115H14V119H13V117H11L12 120H11V119H8V118H6V120H5V118L3 117L4 122L2 121V119L0 120V123H1L0 125L2 126V127L0 126V127H1V128H0V132H2L4 135H5L6 133L11 132V131H8V130H13V129H17V131H21V132H26V133H23V134L26 135V137H25V135H24V138H21V140L24 139V140H27V142L30 141V142H28V143L33 142V144L31 143V146L33 145V146H32V149H34V150L31 151V154H30L31 156L28 155L29 157H28V156H24L25 154H23L22 156H20V155L15 156L14 153H15L16 151L11 150V149H8V148H10L9 146H10V145L12 146L13 143H9L10 145H9V144H5V143H7V141H11L12 139H15V140H14V142H15L17 137H14V136H13V137H14V138H13V137L11 136V138H10V134H12V133H10V134H6V135H5L6 137H8L7 135H9V138H10V140H9V138L3 137L2 133H1V135H0V172H1V170H3V171L6 170V172H5V171H4V172L2 171V173H0V187H1V188H0V192H1V193H0V209H1V210H0V212H1V213H0V228H1V229H0V230H1V231H0V238H1V239H0V255H1V257H3L4 255L2 256L1 253L5 254V255H8L7 253H10V252H11L10 254L12 255V256H11L10 254L8 255V257L10 256L9 259H7V256H6V259H5L6 261L4 260L5 262H4V261H2V262H3V263L9 262V264H12V263H13V264H16L15 261H17V264H19V262H21V261L23 260V258H26V259H27L28 257H32V256H33V257L35 258V260H36V259L38 260V263H39V264H41V262H42V264H43V262H44V264H52V263H53V264H56V263H58V262H57L58 260H59V263H58V264H66L67 262H70L71 259H70L69 256H68L69 254H66V255H65L64 251H63L61 248H62V246L68 241V240H67V237H69V235H68L67 233H65V232H63V234H61V232H60L59 234H61V235H59V237L61 236V240L59 239V240H60L59 244H57L58 242L55 241V239H54L55 236H54V235L50 236L51 234H54V231H53V230H54V226L57 225V222L60 220V218H61V219H65V218H66V219H65V220H66L65 223H66L67 221H69V222H67L66 224H64L65 227L69 224V225L65 228V229H67V230L72 226V224H75V220L72 219L71 215H70L69 213H68L69 215L66 213V211L68 212V209H69V207L67 208V206H68L67 203L69 204V206H70L71 203H70V200H68V197H67V195H69V193H68V190L66 189L67 187L65 188L66 185L64 186V185L61 184V182H63V184L66 183V182L64 183V181H62V180L64 179V177H62L63 172H62V170H60L61 168L58 167V165H56V164H53V166L56 165L55 168H58L59 170H58V169H57V170L60 171V173H59L58 171H55L54 168H52L51 163H53V162H55V161H54V160H53V161H50L51 159H49V158H50L49 156H48L47 159L44 158V157L47 156L48 152H47V154H45V153H46V151H48V150H45V148L42 147V144L39 143L40 141L37 140V138H38V136H39L40 134H38V133L36 134V133H35V132H37L39 129H41V127H38V126H40L41 123H38V124L36 123V121H39V119H38V118L36 119V117H33V116H27V117L25 116L26 119H25L24 117H23L24 119H23V118H17V117H16L17 119H15ZM30 117H31L32 119H31ZM101 117H100L101 120L99 119V117H97V118L100 120V122L103 121ZM203 117H204V118H207V119H204ZM225 117H226V116H225ZM254 117H255V116H254ZM254 117H252V120H253ZM9 118H10V117H9ZM34 118H35L36 120H35ZM97 118H96V120H97ZM116 118H118V120L120 119V118L117 117V116H116ZM125 118H126V119H125ZM199 118H203L204 120H203V119H199ZM212 118H213V119H212ZM231 118H232V117H229V120H232V119H233V118H232V119H231ZM236 118H237V117H235L234 119H236ZM255 118H256V117H255ZM7 119H8V120H7ZM107 119H108V118H107ZM130 119H131V120H130ZM227 119H228V118H227ZM227 119L225 118V119H223V121H224V120L227 121ZM234 119H233V120H234ZM237 119H239V118H237ZM25 120H26V121H25ZM32 120H33V121H32ZM118 120H117V121H118ZM120 120H121V119H120ZM124 120H123V121H124ZM135 120H136V119H135ZM135 120H134V121H135ZM190 120H192V121H190ZM199 120H200V121H199ZM233 120H232V121H233ZM254 120H255V119H254ZM254 120H253V121H254ZM261 120H262V121H261ZM14 121H15L16 123H15ZM87 121H88V120H86L85 122H84V121L82 122V123H85L84 125H85V127H86L87 129L84 128V127H82V128H84V130L86 129V130H87L86 132H88V134H89V136H87V134H86V136L84 135V138H85V137H86V138H87V137L90 138V137H91V134H93V135H92V136H93V137H92L93 140H95V138H94L95 136H96V137H100V140H101V138H103V141L107 142V144H109V143H111L110 145L113 144L112 147L115 145V143H116V146L120 145V146H118V147L115 146V148L110 147L111 149H120V150H122L123 147H121V146H122L121 143H122V142L124 143V140H127V138L129 137V136H128V133L126 134V132H128V130H126V129H128L127 127L124 128V127L120 124V127H121V128L123 127V130L120 129V131H122V133L125 132L124 134H126L128 137H127L126 135H124V134H123V136H124V137H123V136H122V133L120 134V132L117 133V135H115V134H112V135H111V134H110L111 131H109V133H108V132H107V133L105 132V135H104V131H105L106 128L109 126V125H105V123L109 124L107 121H105V123H104V121L102 122V123H103L105 126H107V127L104 128L105 130L103 129L104 131L101 129V130H102L101 132H100V127H98L97 130L95 129V128H97L98 120H97V121L94 120V121L97 122V123H95L93 120H90V121H88V123H86ZM183 121H184V123H183ZM219 121H220V120H219ZM223 121L221 120L220 122H217V124H220V125H221V122H223ZM239 121H240V119L237 120L236 123H239ZM5 122H6L7 124H5ZM9 122H10V123H9ZM12 122H13V123H12ZM89 122H91V123H89ZM137 122L139 123V120H137ZM202 122H201V124H203ZM215 122H216V121H215ZM230 122H231V121H230ZM234 122H235V121H234ZM257 122H258V121H257ZM11 123H12V124H11ZM31 123H32L33 126L31 125ZM102 123H99V125H101ZM115 123H116V122H115ZM123 123H125V124H126L125 126H127V123H128V122H127V120H126V121H124ZM138 123H137V124H138ZM179 123H181V124H179ZM182 123H183V125H182ZM240 123H241V122H240ZM255 123H256V120H255ZM4 124H5L6 126H5ZM9 124H10V125H9ZM34 124H35V125H34ZM88 124H89L90 126H91V124H93V125L91 126L92 128L89 127ZM96 124H97V125H96ZM103 124H102V125H103ZM128 124H131V125L133 124V125H134L135 123H134V122H133V123H130V122H129ZM189 124H190V125H189ZM198 124H196L197 127L199 126ZM213 124H214V121L212 122V126L214 127ZM217 124L215 125V129H216V127H217ZM224 124H225V123H224ZM224 124L222 123V126H223ZM226 124H228V122H227ZM252 124H253V123H252ZM261 124L258 123V128H259V126H260ZM263 124H264V123H263ZM263 124H262V125H263ZM11 125H12L13 127H12ZM21 125H22V126H21ZM37 125H38V126H37ZM135 125H136V124H135ZM187 125H185V127H186ZM241 125H242V124H241ZM262 125H261V126H262ZM36 126H37V127H36ZM94 126H96V127H94ZM129 126H130V125H129ZM212 126H210V128H211ZM218 126H219V125H218ZM222 126H221L220 128L218 127L217 130H218V129L220 130L221 128H222V130H223L224 127H222ZM236 126H237V125H235L234 127H236ZM238 126H239V127H238ZM238 126H237L238 129L241 128L240 124H238ZM254 126H255V124L253 125V127H254ZM256 126H257V125H256ZM256 126H255V127H256ZM103 127H104V126H103ZM178 127H177V129H179ZM189 127H188V128H189ZM197 127H196V128H197ZM234 127H233V128H234ZM237 127H236V128H237ZM251 127H252V126H251ZM251 127H250V128H251ZM255 127H254V128H255ZM3 128H4V129H3ZM11 128H12V129H11ZM34 128H37V129H34ZM108 128H109V127H108ZM227 128H228V127H227V125H226V128L224 129V130H226V131L224 132V130H223V131L220 130L219 133H220V134H227V136H229V137H230V135H229V133H230L231 136H232V137H230V139L232 138V139H231L232 141H233V139L236 140V138L233 137V135L235 136V134H236L239 130H238V131H235V130H232V128L227 130ZM236 128H234V129H236ZM5 129L7 130V132H6ZM94 129H95L96 132L94 131ZM124 129H125L126 131H124ZM161 129H162V128H161ZM186 129H187V127H186ZM186 129L184 130V127H183V131H184V132H186ZM213 129H214V128H213ZM213 129H212V130H213ZM251 129H252L251 131H252L253 133L257 132V130H258L257 133H260L261 135L258 134V136H257V134L255 133L256 136H257V137H256L255 134H253V133L250 132V131H248V132H244V131H242V132L245 133V134L243 133V135H247V134L250 132V133H249V135L251 134V137H250V138H255V140L253 139V141H255V144H257V142H256V138L258 139V140H257L258 143H260L261 140H262L261 138L264 139V134H263V132L261 133L262 129L264 130V127H263V128L261 127V131H260L259 129L256 128L257 130H256L255 132L253 131V130H255V129H253V128H251ZM22 130H23V131H22ZM107 130H108V129H107ZM155 130L158 132V133H157V134H158L157 136H160V137H161V135L163 134V135H164V138H165V136H167V134H165V133L169 132V131H167V130H166L167 132H166V131H163V130H165V129L160 130V129L157 128V129H155ZM229 130H231V132H230ZM236 130H237V129H236ZM240 130H241V129H240ZM29 131H32V132H34V133L32 134V132H29ZM91 131H92V132H91ZM98 131H99V132H98ZM159 131H161L162 133H160ZM232 131H233L234 133H233ZM259 131H260V132H259ZM5 132H6V133H5ZM83 132H84L83 134L86 133L85 131H83ZM164 132H165V133H164ZM176 132L179 133L177 130H176ZM176 132H172V133H176ZM214 132L216 133V131L213 130V133H214ZM221 132H223V133H221ZM240 132H241V131H240ZM240 132H239L240 137H242V136H241L242 134H241ZM30 133H31V134H30ZM90 133H91V134H90ZM98 133H99V135H98ZM102 133H103V134H102ZM187 133H188V132H187ZM219 133H218V131H217V134H219ZM29 134H30V136H28ZM35 134H36V136H35ZM83 134H81V136H83ZM109 134H110V135H109ZM119 134H120L121 136H120ZM188 134H189V133H188ZM188 134H187V135H184V133H183V135H181L180 133H179L178 135H177V134H176V135H175V134H174V135L171 134V135L174 136V138L171 137L170 134H169L168 136L170 137L169 140H171V142H170L171 144L168 143V142H169V141H168V142H167V145L169 144L168 146L166 145V143H165V146H161V145H163L162 142H161L162 144L158 143V144L156 145V146L159 145V146H158L159 148L156 147L157 149H160V150H159V153L162 152V149L164 150L163 153H161L162 155L164 154L163 156H165V154H166V155L168 154L167 157H168L169 159H170V157L172 156L170 160L167 158V160H168L167 162H169V161H170V162H169V163H166V164H168L169 166H167L166 164H164V166H162L163 168L166 166L167 168H166V167H165V168H166L167 170H169L168 168H170V170H169L170 172L167 171L166 169L164 170V171H166V173H168V172H169V174L172 173L171 175L174 176V175H175L174 173L176 172V171H174V170L179 169V168H177V167H179L182 163H183L182 165L185 166L184 164H186V163L189 164V163H191V161L193 162V160L195 159V157H194L195 155H194V154H192L193 156H191V157H190V155H188L189 153L191 154V152H189L188 150H190V149L192 150V148H193V149H195V148H200L201 145L199 146L198 144H201V143L198 142V140H195V139L193 140V138H192V141H191V139L189 138L190 136H189ZM237 134H238V133H237ZM239 134H238V136H239ZM252 134H253V135H252ZM262 134H263V135H262ZM97 135H98V136H97ZM113 135H114V136H113ZM118 135H119V138L115 137V136H118ZM163 135H162V137H163ZM212 135H214V134L211 133V138H213ZM249 135H248V136H249ZM81 136H80V138H81ZM104 136H105V137H104ZM182 136H183V137H182ZM184 136H186V138H185ZM187 136H188V137H187ZM207 136H208V135H207ZM207 136H206L207 139H208V138L211 139V138H210V135H209L208 137H207ZM223 136L226 137V135H223ZM236 136H237V135H236ZM253 136H255V137H253ZM262 136H263V137H262ZM18 137H19V136H18ZM33 137H34V138H33ZM107 137H108V138H107ZM110 137H111V138H110ZM113 137H114V138H113ZM162 137H161V138H162ZM175 137H177V138L179 137V140H178L177 138H176V139H177V140H176ZM229 137H227V138H229ZM259 137H261V138H260V141H259ZM89 138H88V139H89ZM92 138H91V139H92ZM121 138H122V139H121ZM123 138H124V139H123ZM172 138H173V140H174L176 143L172 140ZM180 138H183V139H180ZM200 138H201V137H200ZM250 138H249V140H250ZM7 139H8V140H7ZM17 139H18V138H17ZM88 139H86V141H87ZM107 139H108V140H107ZM113 139H115V140H114L115 142L112 141ZM184 139H185V140H184ZM188 139H189V140H188ZM207 139H205V141H206ZM241 139H242V138H241ZM2 140H3V141H2ZM24 140H23V141H24ZM96 140H97V139H96ZM96 140H95V141H96ZM119 140H120V141H119ZM214 140H215V141H214ZM214 140H213V139L210 140V143H213V142H214L215 144H216V143H219V142H217V141H220L221 139L218 140V138H217V139H214ZM242 140H243V139H242ZM246 140H247V141H246ZM246 140H243L244 142L239 143V141H240L239 138L237 139L236 142H231L230 140L227 139V141H230V142L232 143V146H233V145L235 146V147H233L232 149L229 148V149H231V150L236 149L235 151H231V150H230V151L232 152V154H233L234 152H236V151H237V152L242 151L241 148H240V149H241V150H240V149H238L237 147H241V146H243V150H244V149H245V146L242 145V144H243V143L245 144L246 142L249 141L247 136H246ZM82 141H83V140H82ZM95 141H93V143H92V140H90V144H91V143L93 144V147H92V148H94V147L96 146V145H95L96 143H94ZM177 141H178V142H177ZM181 141H182V142H181ZM205 141H202V142H205ZM207 141H208V140H207ZM207 141H206V142H207ZM211 141H212V142H211ZM225 141H226V140H225ZM227 141H226L225 143H228V144H229L230 142H227ZM262 141H264V140H262ZM3 142H4V143H3ZM12 142H13V141H12ZM19 142H20V141H19V139H18L15 143H19ZM21 142H22V141H21ZM118 142H119V144H118ZM120 142H121V143H120ZM172 142H173V143H172ZM188 142H189V143H188ZM191 142H192V143H191ZM196 142H197V144H196ZM208 142H209V141H208ZM221 142H222V140H221ZM250 142H252V141L250 140ZM88 143H89V140H88ZM123 143H122V144H123ZM174 143H175V145L177 144L175 147H174ZM178 143H179L180 146H181V144H185V147L182 145V146H181L182 148H180V146L178 145ZM233 143H234V144H233ZM236 143L239 144V145L237 146ZM253 143H254V142H253ZM92 144H91V145H92ZM172 144H173V145H172ZM208 144H209V143H208ZM215 144H214V145H215ZM240 144H241V145H240ZM260 144L262 145V144H264V142H263V143L261 142ZM8 145H9V146H8ZM47 145H48V144H47ZM194 145H195V146H194ZM212 145H213V144H212ZM214 145H213V146H214ZM229 145H230V144H229ZM247 145H250V144L247 143ZM258 145H259V144H258ZM34 146H35V147H34ZM101 146H102V145H101ZM101 146L98 147V144H97V147H98V148H101V149H96V150H97L96 152H99V153H100V152H104V151H106V149H105L106 147H105L104 145H103V146H104L105 148H104V147H101ZM166 146H167V147H166ZM169 146H170V147L173 146V147L170 148ZM178 146H179V148H178ZM187 146H188V147L190 146L191 148H190V147L188 148ZM215 146H216V145H215ZM226 146H227V144H226ZM236 146H237V147H236ZM253 146H254V144H253ZM37 147H38V148H37ZM97 147H95V148H97ZM162 147H163V148H162ZM164 147L166 148L167 151L165 150ZM176 147H177L178 149H177ZM183 147H184V148H183ZM201 147H203V144H202ZM228 147H231V146H228ZM228 147H227V148H228ZM254 147H255V146H254ZM259 147H260V146H259ZM156 148H155V151H157ZM167 148H168V149H167ZM175 148H176V149H175ZM185 148H186V149H185ZM225 148H226V147H224L222 150H225ZM255 148H256V150H257L258 146L255 147ZM4 149H5V150H4ZM46 149H47V148H46ZM111 149H110V150H111ZM169 149H170V150H169ZM229 149H226L225 151L227 152ZM7 150H8V151H7ZM10 150H11V152H9ZM44 150H45V151H44ZM99 150H101V151H99ZM174 150H175V151H174ZM191 150H190V151H191ZM214 150H216V148H214ZM214 150H212V152H213ZM220 150H221V149H220ZM238 150H239V151H238ZM2 151H3V152H2ZM107 151H108V150H107ZM160 151H161V152H160ZM170 151H171V152H170ZM185 151H186L187 157H186ZM230 151H229V152H230ZM262 151H264V150H262ZM262 151H261V152H262ZM13 152H14V153H13ZM114 152H115V154L109 153V154H108V157H109V155H112V156L114 155V156L112 157L113 160H116V159H117L116 162H119V163H120V160H121L122 156H120V154L118 155V153H116V152H118V151L115 150ZM165 152H167V153H165ZM168 152H169V153H168ZM172 152H174V153H172ZM180 152H181V153H180ZM193 152H195V151H192V153H193ZM212 152H211V153H212ZM221 152H222V151H220V153H221ZM226 152L223 151L221 154L223 155V153H226ZM261 152L258 153V154L260 155V156H259V157H260V160L262 159V160L264 161V156H263L264 153L262 152V153H263V155H262ZM11 153H13V154H11ZM34 153H35V154H34ZM119 153H120V151H119ZM156 153H157V152H156ZM170 153H171V154H170ZM216 153H219V152H216V151H215V153H213V154H214L213 156H215ZM220 153H219V154H220ZM38 154H39V155H38ZM121 154H123V150L121 151ZM219 154H218V155H219ZM221 154H220V155H221ZM226 154H229V153H226ZM230 154H231V153H230ZM232 154H231V155H232ZM236 154H237V153H236ZM255 154H256V153H255ZM258 154H256V156H257ZM115 155H117V156L115 157ZM170 155H171V156H170ZM216 155H217V154H216ZM224 155H225V154H224ZM231 155H227V156L230 157V160L235 159L236 156L233 157V155H235V154L232 155L233 158H231ZM261 155L263 156V158H261V157H262ZM10 156H11V157H10ZM35 156H36V157H35ZM118 156L121 157V158H119L120 160L118 159ZM126 156H128V155L126 154ZM173 156H174V157H173ZM256 156H254L255 158L252 159V162L256 160V162H254L255 164H256L257 161H258V159H256ZM20 157H21V158H20ZM22 157H23V158H22ZM25 157H26V158H25ZM37 157L39 158V160H38ZM110 157H111V156H110ZM189 157H190V158H189ZM193 157H194V159L192 160ZM229 157H228V159H229ZM6 158H7L8 160H7ZM28 158H29L31 161H30ZM114 158H115V159H114ZM178 158H180V159H178ZM185 158H186V159H185ZM188 158H189V159H188ZM221 158H222V157H221ZM5 159H6V160H5ZM23 159H24L25 161H24ZM27 159H28V160H27ZM41 159H42L43 162L41 161ZM48 159H49V160H48ZM127 159H128V160H127ZM176 159H178V160H176ZM181 159H182V160H181ZM222 159H223V158H222ZM10 160H11V161H10ZM44 160H46V161H44ZM125 160H127L128 162H132V161H129L130 158H125ZM125 160H124V161H125ZM173 160H175V161L173 162ZM183 160H186V161H183ZM223 160H225V159H223ZM14 161H15V162H14ZM28 161H29V162H28ZM33 161H34V162H33ZM37 161H38V162H37ZM48 161H49V162H48ZM189 161H190V162H189ZM1 162H2L3 164H4L5 162H6L7 164L9 163V165H7L6 163H5L4 165H1ZM41 162H42L43 164H42ZM46 162H47V163H46ZM128 162H126V164H128ZM188 162H189V163H188ZM194 162H195V160H194ZM249 162H250V161H249ZM249 162H248V163H249ZM252 162H251V164H253ZM22 163H23L24 165H23ZM48 163H49V164H48ZM124 163H125V162H124ZM263 163H264V162H263ZM19 164H20L21 166H20ZM57 164H58V163H57ZM170 164H172V165H170ZM255 164H253V165L255 166ZM257 164H259V163H257ZM257 164H256V166H257ZM17 165H18V166H17ZM40 165H42V166H40ZM43 165H46V167H45V166H44V167L46 168V171H47V172L45 171V168L43 167ZM49 165H50L51 170L48 171L47 169H49V168H47V166H49ZM132 165H133V163H132ZM182 165H181V166H182ZM216 165H219V164H216ZM7 166L11 167L12 169H15L16 172L14 173L15 170H13V171L11 170V172H10V171H7V170L9 169V168L6 169ZM231 166H232V165H231ZM256 166H255V168H256ZM4 167H5V168H4ZM31 167H32V168H31ZM40 167H41V168H40ZM42 167H43V168H42ZM135 167H136V165H135ZM188 167H189V166H188ZM217 167H218V166H212L211 168L209 167L207 171H206L207 168L204 169L205 171L202 169L203 172H202L201 170H199V171H195V172L192 171L193 173H192L190 170L188 171V170L184 169V167H183L185 174H184V172H183V169L180 168V174H176V175L174 176V179H177V178H178V182H177L178 184L181 183V182H184V183L186 182L187 185H186V183H185L184 187H185V186H186V187L184 188V187H182L183 183H182L181 186H180V184H179L180 189H181V187L183 188V189H182L183 191L181 190L182 193H180V191H179L180 196H179V195L176 196V197L174 196V197H173L174 200H173V199H170L171 202L173 201V204L170 203L171 205L169 204V206H168V203H169V202H167V203H165V205H164L165 207L168 206L169 211H170V210L173 211L174 209H175L176 211L174 210V211H173L174 213H172L171 211H170V212L168 211V213H171L170 216H169V214H168L167 212H166V213H163V214H162V212H161L162 217H165V219L167 220V221H166V224L164 223V222H165V221L163 220L164 218H162L161 215H158V213H156V214H157V216H156L154 213H151L150 215H148V217H151V219L148 218V217H146V219L148 218L149 221L152 222V223L150 222V223L152 224V227L156 226V225H154V224H159V222L161 223V222L164 221V222H163V223H164V226L166 225V228H169V227L171 228V226H170L171 223H173V221L175 222V220H173V218H172L173 215H175V212L178 213V211H179V212L181 211L180 215H183V216H180V215L178 214L179 219H177V220L183 221V222H184V224H183L184 226H185V222L188 221V222H186V224L188 223V225L191 226V227L193 228L194 226H192V225H193V223H195L194 221L196 220V219H195L196 216H197L198 214L200 215V213H201V215H202V214H205V213H204V212H205V209H207V206H206L205 204H209V205H208V207H209L208 210H209V209H210V210H209V212H208V210H207L208 214H207L206 216H205V215H204V216H205V217L208 216L209 219H208V217H207V218H204L203 215H202V216L200 215L201 217L198 215L201 219H202V217H203L204 220H203V219H202L203 221L201 220L202 223H200L201 221L198 222V224L200 223V224H199V225H200V228H199V226H197V230L193 229L194 232H195V231L198 232V231H200L199 229H201L200 232L205 234V230H208V229H211V228H212V230H215V229H216L215 231H216L217 233L220 234V233L223 232V231L225 230V228H227L228 226L231 227L230 225H232L233 222L237 219V218H236L237 216L235 217V214L232 216V213H233L234 210H233V211H230V210H232V209L234 208V206L231 205L232 202H230L231 204L229 203V205H228V204H227L228 202L226 203V201H224V200H223L224 203L221 202V198H220V197H218V196L213 197V196H212L213 199L211 198V199L208 200V198H207L206 201L204 202V206H206V208H205V207L203 206V203L201 204L199 200H198V201L195 200V199H196L198 196H200L201 194L203 195V194H205L206 192H207V193H208V192H211L213 189L215 190V191L213 190V193L215 194V193L217 192L216 194L218 195V191H216V190L219 188V185L222 183L221 178H223L224 176H227L228 174L230 175L232 169L230 170L229 173H227V172H228V169H225V168H224L227 172H226V175H223V174H225V172H223V171H224L223 169H221L222 171L220 170V172L218 171L222 166H219V168H217ZM226 167H227V166H226ZM229 167H230V166H229ZM259 167L261 168V170H259L260 168H258V166H257V168H258L257 170H259V171H262V169H264V168H263L264 165H263V167H262V162H261V164H259ZM27 168H28V169H27ZM33 168H34V169H33ZM136 168H139V167L137 166ZM175 168H177V169H175ZM227 168H228V167H227ZM231 168H232V167H231ZM233 168H234V167H233ZM31 169H32V171H31ZM42 169H43V170H42ZM52 169H53L55 172L52 171ZM171 169H172V170H171ZM173 169H174V170H173ZM181 169H182V170H181ZM209 169H210V170L212 169L211 172H210ZM236 169H237V168H236ZM9 170H10V169H9ZM19 170H20V173L18 174ZM23 170H24V171H23ZM27 170H28V171H27ZM37 170H38V171H37ZM39 170H40V172H39ZM41 170H42V171H41ZM134 170H135V168L133 169V172H134ZM136 170H138V169H136ZM213 170H214V172H213ZM234 170H235V169H234ZM43 171H44V172H43ZM139 171H141V170H139ZM171 171H172V172H171ZM173 171H174V173H173ZM200 171H201L202 173H199ZM208 171H209V172H208ZM216 171H218L219 173L216 174V173H215ZM232 171H233V170H232ZM259 171H257V173H259L258 176L261 174ZM8 172H9V173H8ZM12 172H13V173H12ZM29 172H30V173H29ZM37 172H39V173L42 172V175H41V176H44V174L47 175V176H44V177H47V180H48V179L50 180V178H51L52 180H53V179L55 180V182L51 180V181H52V186H55V187H51V186H50V188H52V189H50V190H51V191H52V190L55 191V192H53V191L50 192V194H51V193H54V194H51V196H50V195L47 193L48 191H50L49 188H48V187H49L48 185L51 184V181H49V180L47 181V180H46L45 182H44V181H43V182H40L41 177L39 178V176H38V178H39V180H38V178H37L36 176H37V175H40V174L37 173ZM48 172H50V175H52L51 177H48V176H49V175H48V174H49ZM159 172H160V171H159ZM189 172H190V173H189ZM262 172H264V170H263ZM3 173H6V174H3ZM32 173H33V174H32ZM35 173H36V176H35ZM51 173H54V174H51ZM129 173H131V177L133 178V173H132V171H130ZM135 173H136V172H135ZM141 173H142V172H141ZM182 173H183L184 175H183ZM186 173H187L188 175H186ZM208 173H210V174H208ZM213 173H214V174H213ZM222 173H223V174H222ZM233 173H234V175H236V177L233 176V178H236V180H237V174H238V171H237V173H236L235 171H233ZM235 173H236V174H235ZM1 174H3V175H1ZM11 174H12V175H11ZM22 174H23L24 176H22ZM124 174H125V173H124ZM137 174H138V173H137ZM137 174H135L134 177H135V178H136V177H140V178H141V176H139V174H138V175H137ZM192 174H193V175H192ZM211 174H212V175H211ZM240 174H241V173H240ZM240 174H239V175H240ZM4 175H5V176H4ZM56 175H57V176H56ZM118 175H119V174H118ZM120 175H123V174H120ZM120 175H119L118 177H120ZM142 175H143V174H142ZM171 175H167V174H165L164 176H166V179H169V178H167V177H173V176H171ZM177 175H179V176H178L177 178H175ZM180 175H182V176H180ZM185 175H186V176H185ZM202 175H203V176H208V175H210V177H211V178L209 177L210 180H211V179H213V180H211V181H210V180H206V177L204 178V177H202ZM221 175H223V177H222ZM229 175H228V176H229ZM1 176H2V177H1ZM9 176H10L11 178H10ZM25 176H26V177H25ZM54 176H55V177H54ZM63 176H65V175H63ZM128 176H129V177H128ZM128 176H126V174H125V177H128L127 179H130V178H131V177H130V174H129ZM184 176H185L186 178H183ZM215 176L217 177L216 180L214 179ZM220 176H221V178H220ZM6 177H8L7 180H5ZM13 177H14V178H13ZM21 177H22V178H21ZM31 177H33V178L31 179V181L34 180V182L31 183V185H29V184H28V183H30V182H29V181H30L29 178H31ZM35 177L37 178L38 182H37V181L35 182V180H36ZM61 177H62L63 179H62ZM121 177H122V176H121ZM125 177H124L123 179H124V180H127V179H125ZM180 177L182 178L181 180H180ZM200 177H201L202 179L204 178V180H203L204 182L198 180V178H200ZM231 177H232V173H231ZM243 177H244V176H243ZM55 178H56V179H55ZM135 178H134V179H135ZM163 178H164V177H163ZM188 178H189V179H188ZM218 178H219V179H218ZM224 178H225V177H224ZM227 178L230 179V176H229V177H226L225 179H227ZM241 178H242V177H241ZM11 179L14 180V181H12ZM15 179H16V180H15ZM18 179H21V180H23V179H26V180H27V179H28L29 181L27 182L26 180H23V181H22L23 183H22V182L20 183L21 180H18ZM58 179H59V180H58ZM60 179H61V180H60ZM117 179H118V178H117ZM174 179H173V181H174ZM202 179H201V180H202ZM207 179H208V177H207ZM225 179H223L224 182H225ZM229 179H227V181H228ZM231 179H232V178H231ZM239 179H240V178H239ZM244 179H245V178H244ZM64 180H65V179H64ZM119 180H120V179H119ZM130 180H131V179H130ZM179 180H180V182H179ZM186 180H187V181H186ZM188 180H190L191 182L188 181ZM193 180H194V182H195V180H196V181H197V185L200 184L201 187L203 188V189H202V188L200 187V185H198V187H197L196 185H194V186H196L197 188H195V190L193 189V190H191V191H193V193H195V196H197V197H194V194H193L191 191H189V192H188V191H184V189H188L187 186L191 185V183H192V184L194 183ZM214 180H215V181H214ZM218 180H219V181H218ZM232 180H235V179H232ZM240 180H243V178L240 179ZM260 180H261V179H260ZM260 180L257 181V183H258V182H262V181H260ZM18 181H19V182H18ZM41 181H42V180H41ZM132 181H133V179L131 180V182H132ZM137 181H138V180H137ZM171 181H172V180H171ZM175 181H176V180H175ZM175 181H174V182H175ZM205 181H208V182H211V183H208V182H205ZM3 182H4V183H3ZM25 182H26V183H25ZM46 182L48 183L47 187H45V186H46V185H45ZM53 182H54V183H53ZM123 182L126 184L127 181H123ZM123 182L121 181V184H122ZM134 182H135V181H134ZM134 182H132V183L134 184ZM141 182H142V184L144 183L143 181H141ZM199 182H200V183H199ZM224 182H223V183H224ZM239 182H240V181H239ZM255 182H256V180H255ZM35 183H37L38 185H36ZM40 183H42V185H41ZM44 183H45V184H44ZM128 183H129V180H128ZM128 183H127V184H128ZM171 183H173V182H171ZM177 183H176V185H177ZM188 183H190V184H188ZM202 183H204V184H202ZM216 183H218V184H217V185H218V188H217V189H216L217 185L214 186ZM257 183H254V184L256 185ZM33 184H34V185H33ZM39 184H40L41 186H39ZM43 184H44V186H43ZM53 184H54V185H53ZM55 184H56V185H55ZM121 184H120V185H121ZM145 184H146V183H145ZM206 184H208V185L206 186ZM25 185H26V186H25ZM32 185H33V186H32ZM35 185H36V186H35ZM58 185H59V186H58ZM118 185H119V184L117 183L116 186L118 187ZM122 185H123V184H122ZM122 185H121V186H122ZM171 185H172V184H171ZM260 185H261V183H260ZM260 185L258 184V186H260ZM18 186H19V187H18ZM37 186H38V187H37ZM123 186L125 187V185H123ZM123 186H122V187H123ZM145 186H146V185H145ZM192 186H193V185H192ZM205 186H206V187H205ZM211 186H212V187H211ZM261 186L264 187V184H262ZM261 186H260V187H261ZM3 187H4V188H3ZM12 187H13V188H12ZM56 187H57V189H56ZM63 187H64V188H63ZM126 187H127V186H126ZM177 187H178V186H177ZM179 187H178V188H179ZM208 187H209V188H208ZM255 187H256V186H255ZM17 188H18V189H17ZM39 188H40V189H39ZM43 188H44V189H43ZM46 188H47V189H46ZM148 188L152 189L151 187H147V191L149 190ZM190 188H191V186H190ZM212 188H213V189H212ZM258 188H259V187H258ZM10 189H11V190H10ZM12 189H13V190H12ZM35 189H36V190H35ZM38 189H39V190H38ZM59 189H61V190H59ZM108 189H109V188H108ZM108 189H107L106 191L103 189V190L105 191V196H106L107 194H109L108 192H110V191L112 190V189H111V190L109 189V191H108ZM114 189H115V188H114ZM116 189H117V188H116ZM119 189L122 190V188H121L120 186H119ZM123 189H124V188H123ZM196 189H197V191H196ZM198 189H199V190H198ZM209 189H210V191H209ZM6 190H7V191H6ZM14 190H16V191H14ZM20 190H21V192H20ZM27 190H29V191H27ZM31 190H32V191H31ZM45 190H46V191H45ZM189 190H190V189H189ZM3 191H4V192H3ZM26 191H27V192H26ZM65 191H66L67 193H66ZM114 191H115V190H114ZM122 191H123V192H120V194H121L122 196H120L119 193L115 195V196H117V197H116V201H115V200H114V201L112 200L111 202H109L110 200H109V201H108V200L106 201L105 199H102V200H103V203H104V201H105L106 204H111V205L113 204V207L115 206L114 204H115L116 202H119V203H120V202H121V203L123 202V203L121 204V208L119 207V206H120V204H119V205L117 206V207H119V209H118L117 207H116L117 209H115V212L117 213V217H118L117 220H119V221H117L118 223H117V222L114 223L115 225L113 226V229H112V231L110 232V233L113 232V234H115V235L112 236L113 234H108V231H110V230L107 231V235H106V234H105V233H106L105 230H107V229H105L104 227H101V228L98 227V229L96 228V230H95V231H97V232H95L96 237H93V238H95V239H93V240L96 241L97 243H98V241H99V242H100V241H105L106 238H107V241H105L104 244H105V246H109V249H110V248H111V249L113 248L112 250L110 249V250L113 251V252L116 251V250H118V251L120 250V249H117V248H121V250H122L123 248L126 249V247H124V246H126L125 243H127V248H128V246L130 247V245H133V247L135 246L136 242L134 241V238L132 239L133 242L130 241V239H131V237H134V236H135V240H136L137 237H136V235L133 234L134 236H132V234L130 235L129 233H130V231H131V233H132L133 231H134L133 233H135L136 230H137V232H136V233H137V236H139L138 233H140V230H141V232L143 233V230H144V229H141L140 227H142L141 225H143V222H146V221H145V220L142 221V216H143V218H144L145 215L147 216V214L149 213V212H148L147 214L145 213V215H144V213H143V215L141 214L142 212L146 211V210H144V208H146V207H145V201H144V204L142 203V201H143L142 199L145 198L144 200H146V195H145L142 199L140 198V199H141L140 202H139L140 199L138 200V203H139V205H138V204H135V202L137 201L136 198L138 199V196H137V197L134 196L135 193H133V194H134V195H133L131 191H127V192H126L127 194H126V193H124V191H126L125 189L122 190ZM177 191H178V189H177ZM205 191H206V192H205ZM5 192H6V193H5ZM11 192H12V194H11ZM14 192H15V193H14ZM16 192H18L19 196H18V194H16ZM23 192H24V194H23ZM34 192H35V193H34ZM37 192H38V193H37ZM151 192H152V190H150L149 193H146V194H148V196H147V201H149V202L146 201V203H147V207H148V205H150V204L154 201V200H152V199H154L152 195H151L152 198H149V194H150ZM153 192H154V191H153ZM183 192H184L185 194L188 193V195L186 196L185 194H183ZM190 192H191V193H190ZM2 193H3V195H1ZM44 193H45V195H44ZM106 193H107V194H106ZM111 193H112V191L110 192V195H107L106 199H110V197H112V199H113V198L115 199V197L111 196ZM129 193H130V194H129ZM179 193H178V194H179ZM221 193H222V192H221ZM221 193H220V194H221ZM8 194H9V195H8ZM20 194H21V195H20ZM22 194H23V195H22ZM33 194H34V195H33ZM42 194H43V195H42ZM46 194H48L49 196L46 195ZM128 194H129V196H126V195H128ZM152 194H153V193H152ZM175 194H176V193H175ZM181 194H182V195H181ZM209 194H210V193H209ZM13 195H14V196H13ZM53 195H54L55 197H58V196H59V197H58V198H55ZM63 195H64L65 198L63 197ZM65 195H66V196H65ZM118 195H119L120 197H122L123 199H122V198H119ZM123 195H124V197H123ZM130 195H131L132 197H130ZM256 195H257V194H255V196H256ZM5 196H6V197H5ZM8 196H9V197H8ZM20 196H21V197H20ZM22 196H24V197L26 196V197L24 198V197H22ZM41 196H42V197H41ZM43 196H45V197H43ZM61 196H62V197H61ZM108 196H109V197H108ZM188 196H190V198H188ZM219 196H222V195H219ZM255 196H254V197H255ZM257 196H258V195H257ZM257 196H256V197H257ZM14 197H15V198H14ZM32 197H33V198H32ZM39 197H40V198H39ZM49 197H50V198H49ZM66 197H67V198H66ZM125 197H126V198H125ZM134 197H135V198H134ZM167 197H168V196H167ZM177 197H178V199H176ZM200 197H201V196H200ZM260 197H261V196H260ZM260 197H259V198H260ZM3 198H4V199H3ZM18 198H20L22 201H21L20 199H18ZM62 198H63V200H64V199H67V200H64V201H63ZM130 198H131V199H130ZM180 198H181V199H180ZM194 198H195V199H194ZM209 198H210V197H209ZM219 198H220V199H219ZM259 198H258V197L255 198L256 203H257V201L259 200ZM36 199H37V200H36ZM52 199H53V200L55 199V200L53 201ZM59 199L62 201L63 204L61 203V201H60ZM118 199H119V201H118ZM129 199H130V200H129ZM132 199H134V200H132ZM149 199H151L152 202H151V200H149ZM191 199H192V200H191ZM199 199H200V198H199ZM215 199H216V200H215ZM217 199L219 200V202H218ZM222 199H223V198H222ZM235 199H236V198H235ZM257 199H258V200H257ZM7 200H8V201H7ZM16 200H17V202H16ZM102 200H101V201H102ZM121 200H122V201H121ZM123 200H124V201H123ZM188 200H189V201H188ZM194 200H195L196 202H194ZM25 201H26V202H25ZM29 201H31L32 204H31V202L29 203ZM187 201H188V203H187ZM212 201H213L215 204H214ZM230 201H231V200H230ZM236 201H237V200H236ZM13 202H15V203H13ZM19 202H20V203H19ZM45 202H46V203H45ZM48 202H49V203H48ZM58 202H59V203H58ZM113 202H114V203H113ZM150 202H151V203H150ZM198 202H199L200 204H198ZM206 202H207V203H206ZM210 202H211V203H210ZM234 202H235V201H234ZM259 202H260V201H258L257 204H260ZM261 202H263V199L261 200ZM1 203H2V204H1ZM57 203H58V204H57ZM60 203H61V204H60ZM105 203H104V204H105ZM124 203H126V204H124ZM136 203H137V202H136ZM140 203H141V204H140ZM149 203H150V204H149ZM153 203H155V201H154ZM174 203H175V204H174ZM182 203H183V204H182ZM194 203H195V204H194ZM219 203H220V204H219ZM235 203H236V202H235ZM50 204H51V205H50ZM64 204H65L66 207L64 206ZM117 204H118V203H117ZM134 204H135L137 207H136ZM142 204H143L144 206H142ZM166 204H167V205H166ZM176 204H177V205H176ZM185 204H186V205H185ZM188 204H189V205H188ZM213 204H214V205H213ZM221 204H223V205H221ZM225 204H226L228 207H227ZM233 204H234V203H233ZM17 205H19V206H17ZM25 205H27V206H25ZM28 205H29V206H28ZM40 205H41V206H40ZM122 205H125V206H127V207L124 206L125 208H123ZM133 205H134V206H133ZM140 205H141L142 207H141ZM199 205H200V206H199ZM201 205H202L203 209L205 208L204 211H203ZM211 205H212V206H211ZM217 205H218V206H217ZM237 205H238V203H237ZM6 206H7V207H6ZM30 206H31V207H30ZM100 206H101V205H100ZM138 206H139V208H141V209H139ZM150 206H151V205H150ZM150 206H149V207H150ZM182 206H183V207H182ZM186 206H187V207H186ZM195 206H196V207H195ZM197 206H198V208H197ZM215 206H216V207H215ZM231 206H232L233 208H232ZM258 206H259V205H258ZM5 207H6V208H5ZM22 207H23V208H22ZM26 207H27V208H26ZM35 207H36V208H35ZM38 207H39V208H38ZM52 207H53V208H52ZM57 207H58V208H57ZM98 207H99V206H98ZM113 207L111 206V208H113ZM156 207H157V206H156ZM170 207H171V209H170ZM172 207H173L174 209H173ZM177 207H179V208H177ZM185 207H186L187 209H186ZM221 207H222V208H221ZM226 207H227V208H226ZM230 207H231V208H230ZM33 208H34V209H33ZM64 208H65L66 210H65ZM70 208H71V206H70ZM114 208H115V207H114ZM181 208H182V209H181ZM215 208H216V209H215ZM217 208H218V211H216ZM223 208H224L225 210L227 209V210L229 211V214H231V215H229V214L227 213L228 216H229L228 218L226 217L227 214H224V213H226V211L223 210ZM237 208H239V207L236 206L235 209H237ZM35 209H36L37 211H36ZM57 209H58V210H57ZM59 209H60V210H59ZM120 209H121V211H123L122 209H126V212L123 211V212H122L123 214H120L123 218H122L121 216L119 217V212H117V211H119ZM129 209H130V210H129ZM168 209H165V210H168ZM179 209H180V210H179ZM190 209H191V210H190ZM196 209H197L198 211H195ZM221 209H222V210H221ZM257 209H258V208H257ZM5 210H6V211H5ZM44 210H45V211H44ZM47 210H48V212H47ZM52 210H53V211H52ZM69 210H70V209H69ZM110 210H111V209H110ZM110 210H109V211H110ZM113 210H114V209H113ZM127 210H128V211H127ZM131 210H132V211H131ZM140 210H142V211H140ZM165 210H164V211H165ZM182 210H183V211H182ZM186 210H187V211H186ZM188 210H189V211H188ZM200 210H201V211H200ZM214 210H215V211H214ZM237 210H238V209H237ZM237 210H236V211H237ZM2 211H4V213H3ZM10 211H11V212H10ZM29 211H30V212H29ZM35 211H36V212H35ZM129 211H130V212H129ZM138 211H139V213H140L142 216H141L140 214H139V216H135L136 219L138 220V221L136 220V221H137V222H136L135 220L133 221V219L135 218V217H133V216H134L135 214L138 215V213H137ZM148 211H150V210H148ZM151 211H152V210H151ZM164 211H163V212H164ZM191 211H192V212H191ZM199 211H200V212H199ZM228 211H227V212H228ZM257 211H260V209L257 210ZM6 212H7V213H6ZM9 212H10V213H9ZM17 212H18V213H17ZM23 212H24V213H23ZM49 212H50V214H49ZM51 212H52V213H51ZM53 212H54V213H53ZM56 212H58L59 215L62 214V215L65 216V217H63L62 215L59 216L58 213H56ZM60 212H61V213H60ZM112 212H113V213H112ZM115 212L111 210V214H112V215H113ZM131 212H132L133 214H134V213H135V214L133 215ZM153 212H154V211H153ZM155 212H157V211H155ZM183 212H184V213H183ZM187 212H188V213L190 212V213H189L188 215L186 214V216H185L184 214L187 213ZM193 212H194V213H193ZM197 212H199V213L197 214ZM19 213H20V214H19ZM116 213H115V214H116ZM120 213H121V212H120ZM125 213H127V214H125ZM159 213H160V212H159ZM182 213H183V214H182ZM192 213H193V214H192ZM209 213H210V214H209ZM214 213H215L216 216L214 215ZM218 213H219V214H218ZM258 213H259V212H257V214H258ZM4 214H5V215H4ZM12 214H13V215H12ZM21 214H22V215H21ZM30 214H31V215H30ZM33 214H34V215H33ZM39 214H40V215H39ZM115 214L113 215L114 217H116ZM152 214H153V216H154L155 219L152 218V217H153ZM190 214H191V215H190ZM220 214H221V216H223V219H222V217L220 216ZM9 215H11L12 217L9 216ZM36 215H37V216H36ZM41 215H42V216H41ZM125 215H127L128 217L125 216ZM163 215H165V216H163ZM259 215H260V213H259ZM14 216H15V218H14ZM38 216H39V217H38ZM57 216H58V218H57ZM66 216H69V217H66ZM124 216L127 217V220H129V221L132 220V222H130V223H132L133 225L130 224V223L128 224L127 222H129V221H126V224H128L129 228H128V226L125 224V220H126V218H125ZM131 216H132V217H131ZM155 216H156V217H155ZM166 216H167V217H166ZM176 216H177V215H176ZM184 216H185V217H184ZM187 216H189V217H187ZM256 216H257V215H256ZM17 217H18V218H17ZM28 217H29L30 219H29ZM130 217H131V218H130ZM137 217H139L140 219H138ZM174 217H175V216H174ZM180 217H182L183 220H181ZM199 217H198V218H199ZM215 217H216V218H215ZM217 217H220L221 219L219 220ZM232 217H235L236 219L233 221ZM48 218H49V219H48ZM119 218H121V219H119ZM159 218H161V219H159ZM169 218H171V219H169ZM176 218H177V217H176ZM176 218H175V219H176ZM187 218L191 219V221H192V224H191V225H190L191 221H190L189 219H187ZM229 218H230V219H229ZM257 218H258V216H257ZM16 219H17V220H16ZM38 219L40 220V222L38 221ZM43 219H44L45 224L41 223V222H42L41 220H43ZM57 219H58V221H57ZM69 219H70V220H69ZM71 219H72V220H71ZM115 219H116V218H115ZM148 219H147V220H148ZM156 219H157V220H156ZM158 219H159V221H158ZM184 219H185V221H184ZM192 219H193V220L195 219V220L193 221ZM206 219H208V221H206ZM214 219H216V220H214ZM228 219H229L230 221H228ZM231 219H232V221H231ZM263 219H264V218H263ZM6 220L9 221V222H7ZM10 220H11V221H10ZM12 220H14V221L12 222ZM24 220H26V221H24ZM139 220H140V221H139ZM161 220H163V221H161ZM199 220H200V219H199ZM211 220H213L214 222L211 221ZM217 220H218V221H217ZM224 220H226L227 222L224 221ZM19 221H20V222H19ZM22 221H23V222H22ZM27 221H28V222H27ZM36 221H37L38 225H37ZM47 221H48V222H47ZM55 221H56V223H55ZM70 221H71V223H70ZM121 221H122V222L124 221V224H125V225H123V223H122ZM141 221H142V222H141ZM149 221H148V222H149ZM204 221H206V222H204ZM215 221H217V222L215 223ZM29 222H30V223H29ZM31 222H32V223H31ZM51 222H52V223H51ZM62 222H63V221H62ZM134 222H136V223H134ZM140 222H141L142 224H141V225H140V224L138 225V223H140ZM153 222H155V223H153ZM167 222H168V223H167ZM169 222H170V224H169ZM196 222H197V221H196ZM203 222H204V224H205L206 226H205V225H203V226L201 225V224H203ZM220 222H221V223H220ZM222 222H223V224L225 223L224 226L222 225ZM231 222H232V224H229V223H231ZM20 223H21V224H20ZM28 223H29V224H28ZM40 223H41V224H40ZM54 223H55L56 225H55ZM119 223H120L121 226L119 225ZM121 223H122V224H121ZM1 224H2V225H1ZM12 224L14 225L15 228H13ZM24 224H26V225H24ZM33 224H34V225L36 224V225L33 226ZM47 224H48V225H49V224H52V226H53V228H51V226L49 225V226H50V230L52 229L51 233L49 232L50 230L47 231V228H49V227L47 226ZM53 224H54V225H53ZM117 224H118V225H117ZM136 224H137L138 226H137V228L134 229V227H136V226H135ZM144 224H145V223H144ZM167 224H168V225H167ZM195 224H197V223H195ZM207 224H208V226H207ZM210 224L212 225V227H211ZM215 224H217V225H219V226L216 227ZM227 224H228V226H227ZM256 224H257V222H256ZM259 224H260V223L258 222V226H259ZM15 225H16V226H15ZM19 225H20V226H19ZM21 225H22V226H21ZM29 225H30V226H29ZM41 225H43V226L41 227ZM70 225H71V226H70ZM122 225H123L124 227H122ZM153 225H154V226H153ZM213 225L215 226V228H214ZM7 226H8V227H7ZM28 226H29V228H28ZM69 226H70V227H69ZM115 226H116V228H115ZM118 226L120 227V229H119ZM139 226H140V227H139ZM167 226H168V227H167ZM201 226H202L203 228H202ZM204 226H205V227H204ZM220 226H222V227H221V229L219 228V230H220V232H219L218 227H220ZM16 227H18V228H16ZM23 227H24V229H27V230H31V229H32L31 232L33 231V233H36V231H35L36 228H37V230H40L39 227H41V228L46 227V233H48L49 235L46 234V233H42L44 230L42 231V229H41V230H40L41 232H40V231L37 232V234H34V236H35V238H36V236L39 237V235L41 236L40 238L43 237V240H44V241H43L42 243L45 244V242H48V244H47V243H46L45 245L43 244V245H44L45 247H47V248L43 247V245H40V246H39V245H36L37 240L34 239V236H33V235L31 236V234L28 235V237L31 236V237L33 238V239H31V240H28L29 242L32 241L31 245H30V243H29L28 241H26V243H23V242H22V243H20V244L17 243V242H15V244H14V241L16 240V239H14V238H15L14 236L16 235V234H15L16 231L18 232V231H20V230H23V229H22ZM25 227H26V228H25ZM68 227H69V228H68ZM117 227H118V230H117ZM138 227H139V228H138ZM152 227H151V228H152ZM172 227H175V226L173 225ZM191 227H188V229L190 228V231H189L188 233L191 232ZM210 227H211V228H210ZM229 227H228V229H230ZM7 228H8V229H7ZM33 228H34V229H33ZM122 228H123V229H124V228H126V229H130V230H129V231H128V230H123ZM131 228H133V229H132L133 231L131 230ZM146 228H147V227H146ZM151 228L148 227L147 229L150 230ZM166 228H165V230H166ZM176 228H177V227H176ZM176 228H174V229H176ZM185 228H186V226H185ZM194 228H195V227H194ZM198 228H199V229H198ZM10 229H11V230H10ZM12 229H13V230H12ZM100 229H101V230H100ZM104 229H105V230H104ZM114 229H116V231L118 232V234L116 233V231L114 232ZM139 229H140V230H139ZM162 229H163V228H162ZM174 229H170L169 232H168V229L165 231L167 234H166L164 237H166V238H167L168 236H170V237H168V238L165 240L166 242L164 243V245H165V244H166V245L168 244V247H169V249L171 250L170 253H172V251H174V250L176 251L177 249H178V251H176V252L178 253L179 250H180V248H181V250H180V252L178 253V255H180V253L182 254L181 256H184V255H185L186 258L182 257V258H183V261H184V259H185V262H189V261L191 260L190 262H191L192 264H196V262H197V264H198V261H197L198 259H197L196 255H194V253H193V255H194L196 258H195L194 256H191V254H189V256H190L189 258H188V255H186V253L188 254V251H189V247L187 248L188 245H183V246L186 247V249H185L184 247H183V249H182V245H181V244H183V243H182L181 241L183 240L184 244H186L187 242L185 243V240L179 238V236H180V237H181L182 235L184 236V233H182V232H185V231H181V232H180L181 229H179V230H177V231L174 230ZM177 229H178V228H177ZM231 229H232L234 232L237 230V228H234L235 230H234L233 228H231ZM231 229H230V230H231ZM6 230H7V232H8V231H9V232L7 233ZM15 230H16V231H15ZM98 230H99V231H98ZM102 230H104V231H102ZM120 230H123V232L120 231ZM171 230H174V231L172 232ZM212 230H211V231H212ZM232 230H231V232H233ZM256 230H257V229H256ZM4 231H5V232H4ZM10 231H11V232H10ZM12 231H13V235L15 234L14 236L12 235ZM34 231H35V232H34ZM65 231H66V230H65ZM124 231L126 232V234H125ZM127 231H128V232H127ZM175 231H176V232H175ZM193 231H192V232H193ZM226 231H227V230H225L223 233H225ZM44 232H45V231H44ZM98 232H99V233H98ZM103 232H104V233H103ZM121 232H122V233H121ZM145 232H146V230H145ZM171 232H172L173 234H172ZM174 232H175V233H174ZM192 232H191L190 236H192V234H194V233H192ZM197 232H195V233H197ZM238 232L241 233V232H240V229L237 230V232L234 233V234L237 235L238 238H239V235H240V234H239ZM257 232H259V231H257ZM33 233H32V234H33ZM38 233H40V234H38ZM41 233H42V234H41ZM64 233H65L66 235H65ZM102 233H103V235H102ZM119 233H120V234H119ZM123 233H124V234H123ZM136 233H135V234H136ZM198 233H199V232H198ZM226 233H227V234L229 233V235H230L229 238H230L231 240H229L228 235H227V238H228V239H226V241H223V243L221 242V243H220L221 245H219V246L217 245L218 249H219L220 246H221V248H223V249L220 248V249H219L220 251H218L217 253H214V255H216V254L218 255V253H219V255H220V253H222V254L220 255L221 259L225 257V255H226V253H227V247L229 248L232 244H234L235 242L237 243V241H239V240L241 239V238L237 239L236 236H234V238H236L237 240H236V239H232V238H231V235H234V234H233V233L230 234L229 231H227ZM237 233H238L239 235H238ZM3 234H4V235H3ZM44 234H46L48 237L45 236ZM95 234H94V235H95ZM100 234L102 235V237L104 236V239H105V240H103V238H102V239L100 238V237H101ZM171 234H172V235H171ZM176 234H177V235H176ZM185 234H186V233H185ZM10 235H11V236H10ZM63 235H64V236H63ZM127 235H128V236H127ZM148 235H150V234H147L146 237H147ZM186 235H187V234H186ZM241 235H242V233H241ZM255 235H257V234H255ZM53 236H54V238H52ZM65 236H66V237H65ZM105 236H106V237H105ZM119 236H120V237H119ZM130 236H131V237H130ZM174 236H175V237H174ZM183 236H182V238L186 237V236H184V237H183ZM6 237H7V238H6ZM11 237H12V238H11ZM50 237H51V238H50ZM97 237H98V238H97ZM109 237H110V239H109ZM111 237H112V238H111ZM116 237L118 238L119 241L117 240ZM126 237H127V238H126ZM144 237H145V236H144ZM146 237L144 238L145 240H146ZM151 237H152V236H151ZM164 237H163V239H162V242H163V240H164ZM177 237H178V238H177ZM232 237H233V236H232ZM240 237H241V236H240ZM2 238H3V239H2ZM47 238H48V239H47ZM56 238H57V237H56ZM96 238H97V239H96ZM128 238H130L128 241L125 240V239H128ZM147 238H150V237H147ZM169 238H170V239H169ZM171 238H172V239H171ZM173 238H174V239H173ZM176 238H177V240L179 239V240H181V241H179V240L177 241ZM187 238H189V236H188ZM190 238H191V237H190ZM193 238H194V237H193ZM193 238H192V239H193ZM205 238H206V239H210V236H209V237H206V236H205ZM205 238L202 239V240H205V241H206ZM6 239H7V240H6ZM8 239H9V240H8ZM13 239H14V241H13ZM29 239H30V238H29ZM51 239H52L53 241H52ZM65 239H66L67 241H66ZM98 239H99V240H98ZM113 239H114V241H113ZM150 239H151V238H150ZM192 239H191V240H192ZM194 239H195V238H194ZM194 239H193L192 241H195ZM260 239H262V238H260ZM260 239H257V240L259 241ZM263 239H264V238H263ZM1 240H2V241H1ZM35 240H36V241H35ZM63 240L66 241V242L63 243V242H64ZM116 240H117V241H116ZM124 240H125V242H123ZM257 240H256L255 242H257ZM4 241H7L8 243H6V242H4ZM62 241H63V242H62ZM115 241H116V242H115ZM120 241H122V242H120ZM129 241L131 242L130 245H129V243H130ZM169 241H170L171 243H170ZM205 241H204V242H205ZM208 241H209V240H208ZM232 241H233V242H232ZM262 241H263V240H261V241H259V242H262ZM12 242H13L14 245L12 244ZM50 242H51V243H50ZM61 242H62L63 245H61ZM108 242H109L110 244H109ZM113 242H114V243H113ZM134 242H135V244H133ZM168 242H169V243H168ZM174 242H176V243L174 244ZM177 242L180 243V244H178ZM206 242H207V241H206ZM206 242H205V244H206ZM209 242H210V241H209ZM225 242H226V244H225V246H224V243H225ZM228 242H229V243H228ZM255 242H254V243H255ZM259 242H257L256 244H258ZM1 243H3V244L1 245ZM4 243H5V244H4ZM16 243H17V247H18L19 250H17ZM34 243H35V244H34ZM38 243H39V242H38ZM42 243H40V244H42ZM52 243H53V244H57V246H60V245H61V246L59 247L60 249L55 248L57 252L54 250V247H55L56 245L53 246ZM100 243H101V242H100ZM115 243H116V244H115ZM118 243H119V244H120V243H121V244L123 243V244H122V246H121V244L119 245ZM147 243H149V242H147ZM172 243H173V244H172ZM230 243H231V245H230ZM9 244H11V245H9ZM18 244H19V245H18ZM21 244H22V245H21ZM25 244H26V245H25ZM49 244H50L52 247H51ZM101 244H103V242H102ZM113 244H114L115 247L113 246ZM176 244H177V245H176ZM207 244H209V243H207ZM237 244H238V243H237ZM256 244H254V245H256ZM261 244H264V243H261ZM12 245H13V246H12ZM23 245H24V246H23ZM33 245H36V246H33ZM48 245H49V246H48ZM137 245H138V244H137ZM141 245H142V244H141ZM169 245H170V246H169ZM212 245H213V244H212ZM222 245H223V247H222ZM226 245H227V246H226ZM228 245H229V246H228ZM5 246H6V247H5ZM7 246H8V247H7ZM28 246H29V247H28ZM31 246H32V247H31ZM37 246H38V247H37ZM57 246H56V247H57ZM103 246H104V245H103ZM111 246H112V247H111ZM116 246H117V247H116ZM138 246H140V245H138ZM138 246H137V247H138ZM177 246H178V247H177ZM213 246H214V245H213ZM213 246H212V247H213ZM215 246H216V245H215ZM10 247H11L12 249H14V250L16 249L18 252L12 250ZM19 247H20V248H19ZM30 247H31L32 249H31ZM42 247L44 248L45 251L43 250ZM50 247H51V248H50ZM168 247H167V248H168ZM170 247H172V249H171ZM192 247H193V245H192ZM217 247H216V248H217ZM225 247H226V249H225ZM263 247H264V245H263ZM2 248H3L4 250H1ZM5 248H6V249H5ZM28 248H30V250H32L33 252H32V253L29 252V249H28ZM33 248H34L35 252H34ZM39 248L41 249V251H40ZM143 248H144V246H143ZM143 248H142V246H141V249H143ZM176 248H177V249H176ZM216 248H215V249H216ZM20 249H21V250H20ZM24 249H25V251H24ZM26 249L28 250V251H27V252H28V253H27L28 255L25 254V253H26ZM38 249H39V250H38ZM50 249H51V250H50ZM187 249H188V250H187ZM193 249H194V247H193ZM196 249H197V248L195 247V250H196ZM263 249H264V248H263ZM7 250H9L10 252L7 251ZM184 250H187V251H184ZM2 251H3V252H2ZM19 251H21V252H20V255L16 254V253H19ZM23 251H24V252H23ZM36 251H37V252L39 251V252L37 253ZM50 251H51V252H50ZM54 251H55V252H54ZM124 251H125V250H124ZM127 251H128V250H127ZM127 251H126V252H123V251H122V252H123V254H124V253H126V254H127V253H132L131 251H129V252H127ZM139 251H141V250H139ZM222 251H223V252H222ZM228 251H229V250H228ZM5 252H6V253H5ZM12 252H13V253H12ZM14 252H15V253H14ZM176 252H173V253H175V255L172 253V254H173V257H172V260H171L172 262L169 261V260H170V259H169V258H170V254L168 255V254L166 253V254H167V257H169V258H167V260L169 259L168 261H167L166 258H165V261L168 262V263L165 262L166 264H170V263H171V264H182V263H183V262H181V260H182L181 257H180V261H179V260H176L177 258L179 259V256L176 255V254H177ZM182 252H184V253H182ZM202 252H203V251H202ZM263 252H264V251H263ZM30 253H31V254H30ZM39 253H41V255H40ZM51 253H52V254H51ZM55 253H56L57 257H56V255H55ZM57 253H58L59 255H58ZM203 253H204V252H203ZM35 254H36V255L38 254V255L36 256ZM126 254H125V255H126ZM172 254H171V256H172ZM183 254H184V255H183ZM204 254H207V253L205 252ZM204 254H203V255H204ZM209 254H210V253H209ZM211 254H212V253H211ZM211 254H210V255H211ZM17 255H18V257H17V259H16V256H17ZM22 255H23L24 257H23ZM29 255H31V256H29ZM34 255H35V256H34ZM43 255H44V256H43ZM52 255H53V258L51 257ZM207 255H208V254H207ZM263 255H264V254H263ZM20 256H21V260H20ZM25 256H28V257H25ZM66 256H67V257H66ZM128 256H129V255H128ZM174 256H177L176 259L174 258ZM204 256H205V255H204ZM223 256H224V257H223ZM227 256H228V255H227ZM13 257H14V258H13ZM22 257H23V258H22ZM37 257H38V258H37ZM39 257H40L41 259H40ZM207 257H208V256H207ZM213 257H214V256H213ZM11 258H12V260H11ZM18 258H19V260H18ZM34 258H31V260L34 259ZM66 258H67V259H66ZM193 258H195V259H197V260H195V259H193ZM208 258H209V260H210V263L213 262V261H212L213 259L215 260L213 264H217V263L219 262V259L217 260L216 258H213V259L211 260V259H210L211 256L208 257ZM44 259H45V260H44ZM63 259H65V260H63ZM101 259H103L102 256H101ZM101 259H100V260H101ZM174 259H175V260H174ZM187 259H188L189 261H186ZM221 259H220V260H221ZM224 259H226V257H225ZM224 259H222V260L224 261ZM8 260H9V261H8ZM35 260H33V261H35ZM37 260H36V261H37ZM39 260H40V262H39ZM68 260H70V261H68ZM173 260H174V261H173ZM216 260H217V261H216ZM222 260H221V261H222ZM228 260L230 261V258H228ZM231 260H232V259H231ZM18 261H19V262H18ZM61 261H62V262H61ZM65 261H66V263H65ZM101 261H102V260H101ZM151 261H152V260H151ZM177 261H178V262H177ZM195 261H196V262H195ZM225 261H226V260H225ZM225 261L223 262L224 264H225ZM229 261H227L226 264H228ZM2 262H1L0 264H2ZM11 262H12V263H11ZM22 262H23V261H22ZM153 262L156 263V262L153 260V261H152V264H153ZM173 262H175V263H173ZM176 262H177V263H176ZM185 262H184V264H187V263H185ZM190 262H189V263H190ZM194 262H195V263H194ZM215 262H217V263H215ZM230 262H231V261H230ZM24 263H25V262H24ZM28 263H29V262L26 261V264H28ZM31 263H33V262H31ZM34 263H35V262H34ZM36 263H37V262H36ZM36 263H35V264H36ZM38 263H37V264H38ZM115 263H116V264H119V263H121V261H119V263H118L117 260H114L113 262H111V264H115ZM122 263H123V262H122ZM165 263H164V264H165ZM189 263H188V264H189ZM191 263H190V264H191ZM231 263H232V262H231ZM7 264H8V263H7ZM20 264H23V263H20ZM199 264H200V262H199ZM211 264H212V263H211ZM229 264H230V263H229Z\"/></svg>",
    "mask_w": 264,
    "mask_h": 264
}]
</instances>
